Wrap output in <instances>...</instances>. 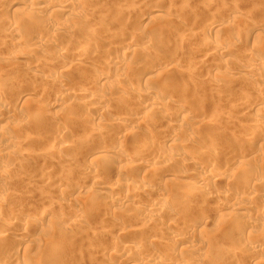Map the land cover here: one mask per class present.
Instances as JSON below:
<instances>
[{
  "label": "rangeland",
  "instance_id": "obj_1",
  "mask_svg": "<svg viewBox=\"0 0 264 264\" xmlns=\"http://www.w3.org/2000/svg\"><path fill=\"white\" fill-rule=\"evenodd\" d=\"M16 1H17L18 5H17L16 8H13L12 7V4L13 3H16ZM48 1L47 2H48V5H49V8H54L55 5H57V3H58L57 1H59V0H48ZM75 1H77V0H75ZM27 2H28V0H15V1L14 0H0V15L4 16L6 18H12L14 20L13 21L14 23L17 22L16 24L19 27V29L23 30L21 33H19V35L17 34L18 37L17 36H14L15 39H17V38L18 39H21L20 41L22 42L20 45L17 46V45L12 44V42H11V40L13 39V35H10L12 37V39H11V37L7 33H4V32H6V29L4 31L3 28H0V59H1L0 60V77L2 78V79L0 78V80H3V81H0V82H3V84H4V85L2 84V86H1V83H0V95L6 96L4 99L7 101V102L6 101H3V102L0 103V106H1L0 109L3 110V108H4L6 110H9L8 113L10 115V116L8 115L2 121H0V128L3 125H8L9 124L8 126L10 127V130H12V132L18 133V135H19V137L16 139L17 142L15 141L16 143H14V144L12 143V144H10L8 146L7 145H4V144H0V145H2V147H4V148L7 149V152L8 153H11L12 152V154H14V155H12L14 158L10 156L9 159L7 157L5 159H4V157H2L0 159L1 164L4 163V166L3 167L6 166V168H4L3 169L4 171L2 170V172L5 173L6 170H7L8 173H9V175L11 176L10 177L11 181L9 179L7 181V183L10 181L8 184L7 183H4V185L7 184L6 186H2L3 188L0 186L1 187L0 188V196L2 198L6 199L5 200L6 201L5 204H7L10 209H13L16 206L23 207L24 204H25V206L23 208L26 207V208H28L30 210L32 209V210L35 211V210H37L39 208V206H41V203L42 202H43L42 204L44 206H47V204H49L48 201H50V202H51V200L54 201L55 203L54 202H51L52 204H49L50 206L48 205V207L54 209V211H52L53 214L56 213L55 216L53 215L54 216L53 217L54 221L57 218L56 222H58L60 220L62 222V225L65 223V225H68V226L69 225L70 226L72 225L71 227H75L76 229H80V230H78L79 231V234L76 232V234L72 235L71 237H70V235L69 236H66V237H62L63 238V244L66 247L65 248V250H66L65 252H67V250L71 249L70 250L71 253H68L67 252V254H66L69 257H67L65 254L61 255V257L62 256L64 257V258L62 257L63 260L66 259V258H68V259L65 260L66 261L65 264H67V262H68V264H107V262H109L108 264H129V263H126L125 261H123L124 259H120L121 261L116 259V261H115V259L110 256L111 255L110 253L114 252V250H117V249L119 250L120 249L119 245H120V242H122V241L123 242H137L139 244L141 242V244H143L145 246V249H143V252H142V256H144L146 258V260L149 259L151 261L152 258H155V257H157V258L160 257L161 258L162 257V258H165L166 259V260H164V263L165 264L168 261H169L168 262L169 264H172V262L175 263V264L176 263L177 264H183V262H184L186 264V260H187L188 263H190L191 261H188V259L189 258H192L194 255L195 256L198 255L201 258V261H203L205 257L207 258V259L205 258V260L203 261V263L201 262L202 264H204V263L205 264H212V263H214V264H217V263L218 264H233V263H235V264H256V263L257 264H264V261H263L264 260V253H263L264 252V249H261L262 246L259 247V249H256V247H255V249H252L254 247H251V246H253V244H255V243H253L252 245H250V243L252 241L253 242L256 241L257 238L258 239L259 238L264 239V237H263L264 236V226H262L263 227L262 228V227L258 226L257 224H254L255 227H252L253 225L251 223L249 225V222L248 223L246 222L247 220L250 221V222L252 221V218H249V219H245V222L247 223V225L250 226V229H251L250 230V233L254 230L251 233V235H250V233L249 234H245V235L244 234H240L237 231L236 228L234 230V227L237 224L239 225L243 221V219L240 218L237 215H239L238 214L240 212L239 209H241V207H243L244 204L243 203H240V205L238 204V206H239V208H237L238 210L235 208L237 205H233V207L236 210H234L233 207H231V209H229V211L227 210V212L230 213V214H232V216L235 219L229 218V220H228V218H226V217H225L226 219L224 217L221 219L219 216L215 215V213H214V209H213L214 205L215 204L218 205L219 203H222L223 202V200L225 199L224 196L227 195V189L230 186L236 187L237 184H239L237 182L243 183L241 180L240 181H237L236 179H234V182L233 181L232 182H226V181H224L223 179L220 178L217 181H213V186L215 188H217V189H214V191L217 193L218 196H217V200H213L212 201V199H214V198L211 199V202L212 203H210V204H212V205H207V203H208L207 201H209V199L206 201V203H204V206H203V204L202 205L199 204V202L201 200L200 201L199 200L197 201V198L196 199L193 198L195 200H191L190 203L189 202L185 203V201L181 200L182 199L180 197L181 195L178 196V197H176V198H174V196L176 194L182 192V189H180V188H182V184H181V187H179L180 186V183H182V181H183V183H185V182L194 183V181H195V179L194 178H191V176H187L188 178L185 177V179H184V176L183 175L185 173L192 172V173H195L197 175L198 174L199 175H203V172L205 171L204 168H212L214 170H217L220 174L221 173H228V172H229L228 174H231L232 173L231 175H233V174L235 175L236 174L235 175V178H237L239 180V175L241 176V174L243 173V170H245L246 168L244 169L243 167H241V165L238 163L237 159L239 157L243 156V155L245 156L248 152H249V154L247 155L248 156L247 158H250L251 160H253V161L250 160L252 162V164L254 163L253 165H255V166H258L259 165L258 167H261V169L264 170V158H263V156H264V141H263V137L261 139L260 138H254L253 139V143L251 145L250 144H248V145L242 144V142H241V140H243L245 138V136H247V134H248L247 131L249 130L250 126L253 124L252 122H254V119H255V118H253L254 115L252 116L251 114H248L247 113V110H245V109L244 110H241V111L238 110L233 115L230 114L231 116L229 114H228L229 116L226 114V112H227L226 110H228L229 109V106H230L228 104H230V102L232 103L236 99V97L238 98V95L241 94L239 97L243 96L244 93H241V92H244V91H245V94L244 95H248L250 97V98H248L247 96H243V97H246L247 98V100H246L247 103L246 104H248L249 107H254V108L259 107V109H261V108L264 109V70H260V72L258 71L259 73L256 74L257 76L256 75H254V76L249 75L250 77H248V75H246L244 77V76H241L242 74L240 75L239 68H243L245 65H247L248 63L246 61H243V60H240L239 61L238 60V61H236L237 64L235 63L236 66H235V64L234 65H226V63L225 64L219 63L220 65L218 64L219 66H217L218 67L217 68L215 65H217V61H218L219 58L217 56H215V58H213V57L209 56L208 53L206 52V50L209 49V47H211L215 43V41L218 39V37L220 38L223 35L222 37H228V38L229 37L230 38L233 37V38H235V41L238 40V42L236 41V43L238 44L237 45L238 46L237 47V50L240 51V52L239 51L238 52L241 55H243V57L246 54H247V56L249 54H251L252 51H253V49H255V51H256V52L255 51H253V52H255L256 54L257 53H261V54H263L262 55V57H263L264 56V45H263L264 44V24H263L264 23V14H263L264 13V0H91V1L88 0L87 1V2H89L88 4H87V2L85 0V2H83V3H86V8H84L85 6L82 5V7L85 9L83 15L81 16L82 18L80 16L79 17L81 19L78 18V17H76V16H74L75 18H77L76 21L73 20L74 23H72L73 22L72 20H70L71 22L69 21V19H70L69 17H67L66 15L65 16L64 15H61L63 13L58 12V11H57L58 14H57V12L54 11L57 15L54 12L52 13V10L51 11H48L49 13L48 12H39L38 13L36 11H33L32 8L26 4ZM50 3H51V5H50ZM236 6H237V9L242 10V11H240V12H239V10L236 11L235 10L236 9ZM5 9H6V11H5ZM84 9H82V11ZM159 9L164 10L165 12H167L169 14V16L166 17L167 19L169 18L168 20H166L165 17H164L165 18L164 20L163 19L161 20L160 19L161 16L160 17H157V19L156 18L155 19L152 18L153 17L152 14H151L152 11L159 10ZM86 10L89 11V12H86ZM7 11H8V13H7ZM85 12H86V14H85ZM258 12L260 14H262L263 16L261 15V17H259L260 15H258L259 14ZM59 13H61V14H59ZM9 14H10L11 17L9 16ZM27 16H28V18H27ZM74 17L73 18L71 17V18L72 19H75ZM208 17H210V18H208ZM214 18L216 20H214ZM209 19L210 20H214V22H218V26L213 31H211L212 34L211 33L208 34V38H206V40H203V38H201V37L203 36L202 33L205 32L204 31L205 30L204 25L209 21ZM100 22H101V24H100ZM118 22H122L123 24L117 25ZM259 22H261L260 25H263L262 26L263 30H258V32H257L258 34L256 36L250 38V40L248 42L245 39L243 40V38L241 37L242 36L241 35V31L244 32V35H247V33H248L247 31H249V30H250V32L252 31L251 30V26L253 28V26L255 24L259 23ZM67 23H68V25H66ZM71 23H72V25H71ZM60 25L61 26L63 25L62 27L65 30L62 27H61L62 29L59 28ZM226 25H227V27H229V25H232L233 27L232 26L231 27L234 28V30L232 29L231 30L232 32H231V31L225 29V26ZM20 26H21V28H20ZM102 26L104 28H102ZM220 26H222V27L224 26V29L219 28ZM53 27H55V28H53ZM86 27H89V28L86 29ZM91 27L94 29L93 31H92V28ZM56 28H59V30L56 31L55 30ZM83 28L86 29L85 31H87V32H89V31L92 32V34H93L92 35L93 41L96 40L95 43L99 47H101L102 49H104V52L111 53V52H108V51H113L115 49V51H113V52L114 53L116 52V58L117 57L119 58L120 55H121L120 58H122L123 51L125 50V48L127 49V47H128V45H125V42H126V44H130V42H132L134 40L136 42V44H135L136 46H133L130 49L131 50L134 49V48L135 49H139V50L142 49V51H144V52H149L150 53V56L152 57V60H151L152 63H151V61H150V63L144 62L143 59H141V60H139L138 64L140 65V63H141V64L145 65L146 67L143 66V67H141V69L139 68V70H136L140 66L137 67L136 64H132V65L128 66L125 69V71L123 70L124 73H122L123 71H119L118 70L119 71L118 72V71H116L117 69H115L114 67H112V65L110 64L111 63L110 61H112L113 59L111 60V58H110L109 60L107 59L106 61H102V62L99 61L101 63V64L99 63L100 65H104L105 62H106L107 64H105V65L110 69V71H109L108 68H106V66H105V68L102 67L101 69L94 67V69H96V70H94L93 67L91 68V65H89L90 66V69H92V70H90L89 67L87 66V68H86V72L87 73H84L85 72V69L84 68L81 67L82 68V69H80L81 71L77 68L79 65L77 67L75 65L72 66L75 69L77 68L78 71H76L75 69L71 68V66L69 65V63H67V62H70V64H72L73 61L71 60V58H68V59L66 58V60H67L66 61V64H65L66 66L65 65L61 66L62 65L61 64L60 65V68H59V66L55 65V64H58V63H54L52 61L54 63L53 64L52 62L47 61L49 58H51L49 56L51 55V52L55 51V48H58V47H63L64 48V46L65 47H67V46L68 47H70V46L71 47H74V45L78 44L79 41L84 36V34L81 33L84 30ZM95 28L98 31H96ZM149 28L151 29V32L149 31ZM78 29H80V31L82 29V31L80 32ZM235 29H236V31H235ZM113 30L118 31L119 33L123 34L126 37V38L125 37L122 38V41H120V44L114 43L115 41L110 36H108L109 34L107 32L108 31H113ZM95 31H96V34H95ZM145 31L148 32V33L146 34ZM188 32L191 33V34H193V38L191 39V42L190 41L189 42H186V43L185 42H181L182 44L179 43L180 42L179 38L181 37L182 33H188ZM195 32H196V34H195ZM220 32H222V33H220ZM238 33L240 34V37H239V34ZM126 34H128V35H126ZM96 35H97L98 41L96 39ZM236 35H238V36H236ZM198 36L199 37L201 36V37L199 38ZM5 37H8V39L5 38ZM44 38H46V39H44ZM142 40L143 41H149L150 40L153 43L155 42L154 40H156L157 43L155 42L156 44H153L154 46L151 45L150 48L146 47V49L144 48V50H143V48L141 47V44H140L142 42ZM240 40H242V41H240ZM40 42H43V44L46 43L45 45L48 46L47 47L48 49H46V51H45V49L43 51L42 49L40 50V49L36 48V46L38 47L39 44L41 45ZM121 42H122V45H121ZM165 42L166 43H169V44L171 42V44H170L171 46L170 45L168 47H165L164 46L165 47V49H164V47L162 46V44H165ZM177 42H178L179 45L177 44ZM254 42H257L256 44H258L260 42L258 44L259 46L257 47L258 49L260 48L259 49L260 52H258V50H256L257 48H253L256 45ZM45 45H43V46H45ZM116 45L118 47H116ZM33 46H35V47L33 48ZM121 46H122V48H124V50L121 48ZM168 48H170V51H169ZM51 49H52V51H51ZM118 50H120V51H118ZM117 51H118V53H117ZM174 51H176V52H174ZM241 55H240V58L242 59L243 57ZM20 57L22 59H20ZM43 58L46 59V61ZM135 60L138 61V58L137 57H134L131 61L132 62H135ZM50 61H51V59H50ZM108 63L111 65V67L108 66L109 65ZM238 63H239V65H238ZM41 64H43V65L41 66ZM67 64H68V67H67ZM99 64L97 63V65H99ZM148 64H149V67H151V69H152V67H154L153 64L155 66L156 65L158 66V64H159L160 66H162L161 68H163L164 70L166 68L168 71H170L169 72L170 75L167 77V79L170 78L169 79L170 81L169 80H166L167 82H165L164 80H160L161 83H159L160 81H158L156 79L155 81H158L157 82L158 85H157V83L155 84V81H154V82H152L153 84L150 82V86H148V87H149L150 90L163 92L164 94L167 93L168 95L171 94L170 95L171 98H173V99L176 98V99L173 100V102H172L173 104L166 106L167 108H169V112L170 111L171 112L174 111L175 113H173V112L171 113L170 112L171 113L170 114L168 112V114H164V115L163 114H160V113L159 114H155V115H151V114H149V111L145 107V104L148 103L147 99H144V98H142L141 96L138 95V94L143 93V90H146L147 88L143 89V87H140L135 82H136V80L138 78L139 79L146 80L149 77V76L147 77V75H145L144 72H142V71L140 72V70H144V69L150 70V68L148 67ZM64 66H65V68L63 69ZM134 66H136L135 67L136 69H134ZM233 66H235V67H233ZM54 67H56V68H54ZM57 67L59 68V70H58ZM66 67L68 69L70 67V69L69 70H66ZM179 67H180V70L178 69ZM60 69H63L62 70V73L63 74L60 72ZM71 69H72V71H71ZM179 71H181V72L183 71V72L181 73ZM29 72L30 73L31 72L32 73H35V72L37 73V77L34 78L35 81L32 80V82H33L34 85L31 82H30L31 84L29 82L27 84H25L26 82L23 81L24 84L22 85V83H21V87L22 86L23 87L22 88L19 87V89H20L19 91H18V89L16 91H14V92L13 91H9L10 89H9L8 83H12V82L18 80L19 78H22V79L25 78L26 79V77L29 76V74H30ZM53 72H54V74H53ZM77 72H79V73H77ZM92 72H93V74H92ZM104 72H105V74H107V72L108 73H112L113 72L112 74H114V75H117L118 74V75H120L119 77L123 76L121 78H123L125 80H123L122 84L120 83L121 85L116 84V83H115V85L113 83H109L110 86H109V84H106V87H104L105 84L103 85L104 82L101 83V81H100L101 78H100V75H99L101 73L104 74ZM64 73H65V75H64ZM26 74H28V75L25 76ZM48 74H50L49 76H54L55 75L54 77H58V78H60L62 80L64 79L63 80L65 82V83L63 82L64 85H61V84H59L57 82L50 81L49 78H48L49 76H47ZM85 74H87V75H85ZM57 75H59L60 77L57 76ZM2 76H4V77H2ZM46 77L48 78L49 81L47 80ZM80 77H82L83 79L80 78ZM94 77H96V78H94ZM97 77H99V78H97ZM193 77H194V79H193ZM228 77L231 79V81H230V79H227ZM16 78H18V79H16ZM86 78H88L87 81H86ZM217 78H219V79H217ZM221 78H223V79H221ZM237 78H238V80H237ZM4 80H6V83L4 82ZM90 80H92V81H90ZM36 81H37V83H36ZM163 81H164V83H163ZM92 82L94 83V85L93 84L92 85L94 86L95 89L93 87H91L93 89L92 90L90 89V90L93 91V93L96 96H98V95L99 96H102V98H104V104H102L103 106H101V105L96 106L97 104L93 102L95 104L94 106H96L95 109H94V106L93 107L90 106L88 108H84L85 109L84 110L80 106L81 99L79 97H77V95H75V94H77V91L76 90H78V92H80L83 89L85 90V89L88 88V85L90 87V83H92ZM185 82H186V84H185ZM218 82L221 83L222 85L221 84L219 85ZM6 84L8 86H6ZM111 84H112V86H111ZM160 84H163V86H161ZM193 84L196 85V87ZM216 84H218V85H216ZM118 85H119V87H117ZM70 87H71V90H70ZM189 87H190V89H189ZM44 88H45V90H43ZM27 89H28V93L30 92V95L28 97H25V99L24 98L20 99V96L22 95V93H24L25 91H27ZM33 89H35V90H33ZM40 89H42V90H40ZM47 90L50 91L48 94H47V92H48ZM51 90H52V92H51ZM113 90H114V92H115V90H118L119 93L122 92V94H125V95H123L124 97L122 96L123 98L120 100L121 101L120 103H119V101L117 103H116V101H112L113 100V97H112L113 94H111V92L114 93ZM150 90H148V91H150ZM160 90H162V91H160ZM178 90H180L182 92L179 93ZM32 91H34L35 93L34 92L32 93ZM118 91H116V92H118ZM126 91H127L128 94L126 93ZM55 92H57V93H55ZM69 92H71V94H69ZM247 92L249 94H246ZM53 93H55V94H53ZM61 93H62V98H61V101L60 102H67V104L68 103H71V105H73V104L75 105L76 102H77V104H76L77 109L75 107V110H70L71 109L70 108V109H66V111H65V107L63 105H59V104L58 105H55L54 104V102H55V99H54L55 98V95H58V94L61 95ZM108 93H110L111 95H109ZM181 93L183 94V97L182 98H180V96L182 95ZM107 94H108V96H111L112 98L109 97L110 98L109 99L108 96H107ZM193 94H195V95H193ZM127 96L129 97V99L126 100V98H128ZM135 97L137 98V101H136V98ZM16 99H17V101H16ZM193 100H195V101H193ZM258 100H260V101H258ZM78 101H79V103H78ZM14 102H16V103H14ZM113 102H115L116 106H115V104ZM9 103L11 105H9ZM12 103H13V105H12ZM36 103H38V104H36ZM93 103L91 105H93ZM124 103H127V104H124ZM131 103H133V104H131ZM190 103H191V105H189V106H191V107L188 106V104H190ZM78 104H79V106H80L79 108L81 110H78L79 109L78 108ZM193 105H194V107H193ZM251 105H254V106H251ZM107 106H108L109 109L107 108ZM172 107H173L174 110L172 109ZM177 107H179V109H181V108L184 107L187 110H189V112L187 111V114H190L189 117L192 115L190 117V119L191 118L194 119L193 121H195V122H190L189 120L188 121H184V122L183 121L176 122V120L178 121V119H176L173 115L177 113L175 110H179ZM198 107L200 108V110L198 109ZM37 108H38V110H37ZM40 108H43V109H40ZM97 108H99V111H98ZM102 108L104 109V112H103ZM175 108H177V109H175ZM27 109H29L31 112L28 111ZM72 109H74V108H72ZM145 109L148 112H146ZM259 109L257 108V110H259ZM40 110L41 111H44V112H41ZM45 110H47V111L45 112ZM77 111H78V113H77ZM94 111H96V113L98 112V114L102 113V116H101V114L99 115V117H100L99 119H101V120H99L100 122L98 121L99 123L97 122V120L96 121L93 120V118L95 119V112ZM117 111H119V112H117ZM134 111H136V112H134ZM17 112H19V113H17ZM30 113H31V115H30ZM65 113H66V115H65ZM74 113H76L78 117L77 116L74 117V115H73ZM119 113H120V115H119ZM122 113H123V117L125 115L126 116L128 115V117L131 115L130 118H128V121L126 123L125 122H122L124 124V126H123L122 123H121V126H120L119 121H121V120L118 119L119 116H122ZM130 113L134 114V116H132V114H130ZM261 113H264V110ZM81 114H83V115H81ZM80 115L84 117V120H86L85 116L87 117V120L91 119V123L90 122L89 123H86L85 121L83 122V119H82L83 117L81 118ZM165 115H167V116H165ZM20 116L21 117H25V119L27 117L26 122H28V121L29 122L27 124H25L26 122H24V121H21L20 122V120L18 119V118H20ZM45 116H47V118H49L48 116L52 117V120L53 121H51L52 124L50 123V126L48 125L49 123L46 122V121H48V119ZM73 117L75 119H77V118L78 119L75 120ZM88 117H89V119H88ZM40 118H42V119H40ZM112 118H114V119H112ZM117 119L119 120V121H117L119 124H116L117 123L116 121H115V123L113 122L114 120H117ZM33 120L35 121V123H34ZM166 121H167V124H171L172 123L173 126L174 125L176 127L178 126V129L181 130L180 131V134L177 136L178 138H176V140H177L176 142H178V143L181 142L182 144H184L186 142L187 144L185 143L186 145H184V146L187 147V149H189V151H192L193 150L192 152H196L198 154L201 153V152H204V150L205 151L206 150H209L210 149L209 147H211L215 151V153H213V155H212L213 157L212 156H209V158L208 157L207 158H204V159H207V160H200L199 159L200 160V161H198L199 164L197 163V165H195L194 167H192V166H185L182 163L180 164V162L177 161V160H176L177 163L175 161V162H173L175 164H172V166H168L169 169L166 168L162 164L160 166V163L159 164L152 165L153 166V169L150 168L152 166H150L148 168L146 167L147 169L144 168V169H141V170H139L140 168L138 169V167H133L129 171L126 170L127 173H123L124 171L122 170L121 173H123V176L122 175L118 176V173H119V171L121 169L124 168V166H125V163L124 162H122V163H115L114 164L113 162H111V160H109V158H106V159H102L101 158V160H98V161L96 160L97 161L96 164H97V168L98 169H96L97 172H96L95 176L104 185V189L99 188L98 187L99 185L96 186V185L91 184V181L88 179V177H86V176L84 177L82 175V171L84 170V167H85L86 163L89 162L92 158H96L95 156H93V154L96 152V150H100V149L107 150L106 148H108V150H109L111 148L112 144H114L113 143V140L115 138H118L119 137V142L122 145H124V143H125V146H123V147H124L125 150L127 148V152L128 151L130 152L131 150H133L134 147H135V145L137 146V144L139 143L138 142L139 137H142V136L143 137H146L147 136L146 141H147L148 145L149 144L150 145L153 144V142L160 141V138L161 137L165 139V136H166V140H167V137H168V140L169 139H173L174 138V136H173V132L174 131H172L171 128H167V133H166V131H165L166 129L163 128V126H162ZM55 122H56V124H55ZM96 122L98 123V125L101 122L104 123V124H100L98 126ZM111 122H113L114 125ZM173 122L174 123L176 122L178 124H176V123L174 124ZM196 122H198L200 125L197 124ZM201 122L204 125L203 124L201 125ZM193 123H194V125H192ZM109 124H111V125H109ZM37 125H39L40 128ZM103 125H105V126H103ZM116 125H117V127H116ZM138 125H140V126H138ZM42 126L44 128H41ZM51 126H52L53 129L51 128ZM59 126H61L63 128V131H65V132H60L61 135L59 134V131L62 130V129H59V128H61ZM108 126L109 127L111 126V127L109 128ZM198 126H200V128ZM20 127H22V128H20ZM37 127H38V130H36ZM105 127L108 129V132H106L107 136L106 137H102V138L98 137L96 130L98 128H105ZM184 127H186V128H184ZM263 127H264V124L261 127L262 134L264 133V128ZM56 128H57V130L59 129V131H57L58 133L55 132L56 131L55 130ZM93 128L95 130H93ZM169 129H171V130H169ZM135 130H137V131H135ZM185 130L187 131V133H185L186 132ZM215 131H219V132L223 133L221 136H219L221 138H218L217 137L218 139L216 138V140H214L213 138L212 139L211 138H208V137H211V135H212L211 133H213ZM191 133L193 134V138H197L198 139V137H199L197 143H193L192 144L191 142H189V144H188L187 138L190 137V134ZM237 133H238V137H237ZM32 134H34V135H32ZM164 134H165V136H164ZM186 134H188V135H186ZM192 134H191V137H192ZM233 135H236L235 137H237V139ZM28 136H29V138H28ZM62 136H64V138H62ZM169 136H170V138H169ZM186 136H187V138H186ZM30 137L31 138H35V139L32 140ZM47 137H48V139H46ZM127 137H129V138H127ZM223 137H225V138H223ZM26 138H28V139L26 140ZM110 138H112V139L110 140ZM238 138H240V139H238ZM101 139H103V140H101ZM130 139H131V141H130ZM164 139H162V140H164ZM204 140H206L208 143L206 141H204ZM32 141H36V142H32ZM53 141H54V144L55 143H59L60 144L61 142H65V143L70 144L69 145L70 146V151H72V152L69 151L70 152V154H69L68 151L66 152L65 150H63V152L61 151V153L63 155H61V154L58 155L57 154V156H60V157H57V158L60 159V160L62 159L61 161L60 160L59 161L56 160L57 158L55 157L56 158L55 159L54 156L52 157L51 156L52 154L51 155L49 154L50 156L47 155V151L50 152V149L52 148L51 145L53 144ZM236 142H238V143H236ZM190 143H191V145H190ZM77 144H79V145H77ZM131 144H132V146H131ZM30 145L32 147L33 146L34 147L31 149L30 148L31 147ZM73 145H75V146H73ZM224 145H225V147H224ZM71 146H73V147H71ZM76 146H78V147H76ZM220 146H221V149H219ZM38 147L40 148L41 151L39 150ZM166 148H167L166 146H162V149H163L162 152H163V154H164V152L166 154L168 153V151H166V150H168V148L167 149ZM17 149H19V150H17ZM72 149H74V150H72ZM9 150H12V151L9 152ZM38 150H39V152H38ZM222 150H223V152H222ZM15 151L16 152L19 151V152H22V153L20 154L19 152H17V154H16ZM112 151L113 150H111V152ZM114 151H116V150H114ZM114 151L112 153L110 152L108 156H112L113 153H114ZM243 151H244V153H243ZM73 152H74V154H73ZM148 153L151 154L152 152L150 151ZM258 154H260V155H258ZM29 155H31L33 158L31 156H29ZM151 155H149L150 158H153ZM250 155H253L254 157L253 156H250ZM48 156L51 157V159L53 160L51 162L53 164V166H52L51 163H50V166L49 167L47 166V165H49V162H50V160H49L50 158L48 159ZM10 158L11 159L13 158L12 161H11ZM6 159L8 160V162H7ZM15 159H16V164H14L15 163V161H14ZM47 159L49 161L48 164L46 162ZM65 159H69L70 161H71V159H73L74 160V163H73V161H71L73 165L70 163L73 167L70 164H67L66 162H68L69 160L66 161ZM209 160H211V161H209ZM234 160L237 161V162H235ZM2 161H3V163H2ZM63 161H66V162L64 163ZM62 162H63L64 165L61 164ZM207 162H208V165L206 164ZM60 164H61V166H60ZM23 165H24V167H23ZM55 165H56V167H55ZM62 165H63V167L64 166L65 167L63 168ZM113 165H114V167H113ZM101 166L103 167L102 170H101V168H102ZM61 167H62V169H61ZM48 168H50V169H48ZM155 168L157 170H155ZM240 168L243 169V170H241ZM44 169H46V170H44ZM159 170H161V171H159ZM167 170L169 171V173L167 172ZM24 171H25L26 174L24 173ZM2 172H0V178H1L2 174H4ZM10 172H13V173L11 174ZM145 173H153L154 175H156V177H157L158 174L159 175H166L167 173L168 174H171L172 173L171 176H169V177L166 176L165 177V181H164V177H163V179H162L163 181L160 184H158L159 185L158 187L160 188V191H159L160 193L159 194H156V196H155V198L157 199V198L160 197V195H162L163 193H164L163 195H165V193H166V195L165 196L162 195L163 197L161 196L160 199L162 198L161 199L162 201H165L168 204H170L171 207H172V209L174 208L172 210L173 212L171 211V213L166 214V217H165V214L164 215H161V217H163V218L159 222L160 225L158 223L157 224L156 223L154 224V222H148L144 226V224L142 223V220L144 218L142 217L141 218L142 220H140L139 219L140 217H138L135 214V208H137L140 205H142L141 202H139V200H138L139 203L138 202L136 203L133 199L131 200V198L129 199L130 201L127 200L128 205L127 204L126 205L128 206V209L126 208L127 206L125 208L128 211L130 209H132L130 211V213H129L131 215L127 214L128 211L126 209H125L126 211L124 212V208L122 210L123 212L120 210V212H122L123 214L122 213L120 214V212L117 214L118 216L120 215L119 218L121 216L124 217L126 215L125 216L126 218L124 217L126 219L125 220L126 223L123 224V221H119L120 224H123L122 226L119 224V222L116 223L117 221H116L115 218H116L117 215L115 216L113 214H109V213H107L105 211L103 212V210H100V208H102V206L105 205V201H104V204H102V202H100V201L101 200L103 201V199L101 197H99V196H95V194L100 193L101 191L112 190L113 189V186H114V184H115L116 181H120L121 184L124 183V185H125V183L128 184V182H129V184H131V183L132 184L138 183V181L140 182L142 180V179L139 180V178L140 177L143 178V176L145 175ZM262 173H263V171H262ZM244 175H245V173H244ZM250 175H253V174H250ZM262 175L264 176V174H262ZM47 176H48V178H50V182L54 183V185L59 186V187H60V185L61 186L64 185L63 188L64 189L67 188V191L69 192V190H70L71 193L69 192V194H67L68 196H65L64 195L65 196L64 197L63 195H59V193L55 189L48 188L49 190H47L46 189L47 187L44 184L40 183L41 181L38 182V180H37L38 177H39L38 179H40V178L43 179V177L45 179ZM263 176H262V179H261L263 181V182H261L262 185H264L263 184L264 183ZM249 177L251 178L252 176H249ZM31 180H32V182H31ZM247 182H245V184H239L240 185L238 187L239 189L238 188L236 189L237 191H236L235 194L237 196V194L239 193L238 196L239 195H245V196H251V197H254V198L257 199V198H259V196H257V195H260V193H261V195H260L261 197L258 199V201H259L258 202V205L256 203L257 208H256V206H253V205L250 208L251 209L250 211L253 210L252 212H255L256 214L258 213V214L261 215L262 214L261 212L264 210V207L262 206V204H263L262 201L264 202V197H263L264 195L262 196V190H263L264 186H263V188H260V190L258 191V190H254L253 183L251 184L250 181H247ZM30 183H31L32 186L29 187L28 185H30ZM77 183H78V185L81 183V185H79L77 187L76 186ZM162 184H165L166 186L165 185H162ZM247 184L249 186H245ZM65 185H67V186L65 187ZM251 186H252V188H251ZM24 188H27V190L24 189ZM165 188H168V189L170 188L171 191L168 190V189H165ZM174 189L176 191H174ZM53 190H55V191H53ZM248 190H250V191L248 192ZM90 191H92L93 193L90 192ZM96 191H98V192H96ZM126 191L127 190H125V188H124V193L122 191V193H123L122 195L123 196L124 195H127V194L129 195V189H128V193L127 194H125ZM172 192L173 193L176 192V194L173 195ZM5 193H7V194H5ZM167 193H170V195L167 194ZM256 193H258V194L256 195ZM2 194H5L4 197H3ZM93 194H94V197H93ZM97 195H99V194H97ZM154 195L147 194L146 196L145 195H141V196L143 198L142 200L145 201L146 198H150V197L151 198L152 197L154 198ZM255 195H256V197H255ZM76 196H77V198L75 200L76 202L78 201L77 199H79L80 197L83 200V201L82 200H79L78 201V202H80L82 204L81 205L82 207L79 206L80 209L77 208L78 206H76L75 204H72V203H74L73 202L74 201L73 198H75ZM90 196H92L94 199H96V198L99 199L100 198L99 199L100 201L96 199L97 200L96 201V203H97L96 205L97 206H95L96 211L99 209L97 212L94 211L93 213H89V211H90V209L92 207V204L93 205L95 204V203H93V202H95V200L92 197H90ZM196 197H198V196H196ZM199 197L201 198L202 196L200 195ZM199 197H198V199H200ZM233 197L235 198V195H232L231 198H233ZM71 198H72V200H71ZM46 199H47V203L45 202L46 203V205H45L44 201H46ZM160 199H158L157 201H159ZM176 199H180L181 200L180 202H182V204H183L182 206H185L184 204H186V207L187 206L189 207L191 205L189 208L184 207V209H189L190 211L189 210L188 211L189 212L192 211V212L191 213L187 212L189 214L182 213L180 207L177 206L179 203L175 204V200ZM196 201L198 202L197 205H196V203H197ZM98 202H100V205H99ZM200 203H202V202H200ZM55 204H59L60 206L59 205H56L55 206ZM51 205H52V207H51ZM200 205L202 207H198ZM206 205H207V209H204V208H206ZM142 206H144V205H142ZM211 206H212V209H210ZM258 206H262L261 207L262 211L260 210V207L258 208ZM64 207H65V209H64ZM191 207H193V209H190ZM175 208H176V210H175ZM177 208L179 210H177ZM75 210L78 211V213H80L79 211H82L80 214H82V213L84 214L85 213L84 216H87V215L90 214L89 215L90 217L87 216L88 219L86 218L84 220V222H78L76 220V217L74 216L75 215V213H74ZM231 210H234V212L231 211ZM256 210H259L261 212L259 213V211H256ZM178 212H179V214H178ZM2 213H4V212H2ZM59 214L61 215L62 220L59 219L60 218V215ZM62 214H63V216H62ZM233 214L234 215L237 214L236 217L237 218L239 217V220ZM2 215L4 216V214H2ZM58 215H59V217H58ZM127 215H129L130 217L129 216L127 217ZM1 216H0V219L2 218ZM113 216H115V217H113ZM180 216L181 217L183 216V218H181ZM161 217H160V219H161ZM172 218H174V220L175 219L178 220V218H179L178 221H181V222H184V223L186 222L185 223L186 224V229L188 228L187 230H185V228H181V230L182 231L185 230L183 232H185V234L187 232V234L189 236L188 235H185L180 230L179 235L182 238L180 236L179 237L182 240L178 239V241H179L178 242L179 247L177 248L178 255H177V250L173 251L172 252L173 254L171 252L168 253V251L166 250V245H168L172 241V239H174L173 234L175 232L174 230H176L175 227H174V225H175L174 223L175 222H174V220ZM131 219H132V221H131ZM138 219H139V222H137ZM168 219H170V220L168 221ZM200 219L203 220L204 224H202V227H199L198 228V226H199L198 225V222L200 221ZM135 220H137V221H135ZM227 220H228V222H227ZM231 220L232 221L237 220V221H235V223H234ZM140 221H141V223H140ZM229 221H231V222H229ZM238 221H240V222H238ZM2 223H3V221H2ZM114 223H116V224H114ZM128 223L131 224V226H129ZM234 224H235V226H233ZM73 225H75V226H73ZM116 225H118V226H116ZM142 225L144 227H142ZM157 226H160V227H157ZM171 226H172V228H171ZM45 227H47V222H46V224L44 226V230L40 229V230L32 231V233L34 234L33 237H40L41 236V237H43L42 239H47V240L50 241V239H48V237L50 235H48V236L46 235V234H48V232L46 231L48 228H45ZM152 227H153V229H152ZM128 228L129 229L131 228L132 233H131V231H128L127 230ZM100 229L102 231H104V233H102L100 231ZM165 229H167V230H165ZM41 230H42V232H41ZM153 230H156V231H153ZM230 230H232V232ZM133 231L136 234L133 233ZM221 231H223L224 233L221 232ZM91 232H93V233H91ZM164 232H166V233H164ZM214 232H215V235H213ZM217 232H219V233L221 232L222 233V234L220 233L221 236H220L219 233H218L219 235H217ZM255 232L258 233V234L257 233L255 234L256 236L254 235ZM147 233L148 234L150 233V234L148 235ZM183 236H185V237L183 238ZM214 236H216V237L214 238ZM158 237H159V239H158ZM218 237H220L221 240ZM241 237H244V238H241ZM119 239H120V241H119ZM207 239H208L209 242L208 241H205ZM246 239H247V241H246ZM145 240H146V242H145ZM216 240H217V242H216ZM187 242H188V244H187ZM195 242L197 243L196 245H197V247L199 249L197 250L196 253H194V252H193L194 254L191 253L193 256L192 255H188V257H186L188 253L186 254V250H184L183 252H181V250L183 249L182 247L185 246V245H190V244L193 245V244H195ZM210 242H213V243H210ZM151 243H153V244L151 245ZM247 243L249 244V246H248ZM180 245H181V247H180ZM234 245H236L235 248L238 249V254H235L234 255L235 260H234L233 256H232L233 259L230 258V256H229V257H226V260H224L225 262L224 261L220 262L219 259H218L219 257L217 258V256H220V255L218 253H216V252H218L220 250V248H222V247L223 248H229L231 246L230 248H233ZM99 247H100V249H99ZM215 247H220V248L216 249ZM212 249L214 250V252H213ZM104 250H105V252H104ZM174 253H175V255H174ZM209 253H210V255H209ZM28 255H29V257H33L34 259L39 256V252H38L37 245H35L34 248L31 251H28ZM73 255H74V257H71ZM203 255L205 257H203ZM167 256H168V258H167ZM173 256H174V258H173ZM179 256H181V257H179ZM198 256H196V257H198ZM129 257H132V255H130ZM46 258H44V259L42 258L44 262L47 261ZM69 258L70 259L72 258L71 259L72 261ZM157 258H155V259H157ZM179 258H180V261L181 262L178 261ZM52 259L54 260L55 258H52ZM171 259H172V262H171ZM230 259H232V260H230ZM53 260H50V261H53ZM54 261H56V259Z\"/></svg>",
  "mask_w": 264,
  "mask_h": 264
},
{
  "label": "bare ground",
  "instance_id": "obj_2",
  "mask_svg": "<svg viewBox=\"0 0 264 264\" xmlns=\"http://www.w3.org/2000/svg\"><path fill=\"white\" fill-rule=\"evenodd\" d=\"M15 1V0H14ZM48 0H28V2L26 3L28 6H30L31 8H32V10L33 11H36V12H48V11H51L52 10V13L55 11V12H61V13H63V14H61V13H59V14H61V15H66L67 17H69L68 19H69V21L70 20H75L76 21V19L77 18H75L74 16H76V17H78V18H80L82 15H83V13H84V11H85V9L84 8H86V3H83V2H85V0H77V1H75V0H59V1H57L58 3H57V5H55V7L54 8H49V5H48V2H47ZM88 0H86V2H87ZM91 1V0H90ZM22 3V2H21ZM83 3V4H82ZM89 2H87V4H88ZM17 5H18V3H17V1H16V3H13L12 4V7L13 8H16L17 7ZM50 5H51V3H50ZM82 5H84L85 7L83 8L82 7ZM6 7V6H5ZM11 8V7H10ZM232 8V7H231ZM239 8V7H238ZM4 9V8H3ZM2 9V10H3ZM7 9V8H6ZM6 9H5V11H6ZM82 9H84L83 11H82ZM1 10V11H2ZM232 10V9H231ZM234 10V9H233ZM236 11L237 10H239V9H237V6H236V9H235ZM4 11V12H5ZM10 11V10H9ZM230 11V10H229ZM235 11V12H236ZM240 11H242V10H239V12ZM54 12V13H55ZM58 12H57V14H58ZM86 12H89V11H87L86 10ZM86 12H85V14H86ZM93 12V11H92ZM7 13H8V11H7ZM49 13V12H48ZM51 13V12H50ZM230 13V12H229ZM259 13V12H258ZM56 14V13H55ZM56 14V15H57ZM84 14V15H85ZM152 18H156L157 19V17H160V19L162 20H164L167 16H169V14L167 13V12H165L164 10H161V9H159V10H154V11H152ZM208 14V13H207ZM233 14V13H232ZM237 14V13H236ZM242 14V13H241ZM264 14V13H263ZM5 15V14H4ZM258 15H260L259 17H261V15L262 14H258ZM6 16V15H5ZM9 16H10V14H9ZM80 16V17H79ZM263 16V15H262ZM11 17V16H10ZM31 17V16H30ZM74 17L75 19H72V18ZM165 17V18H164ZM27 18H28V16H27ZM82 18V17H81ZM80 18V19H81ZM208 18H210V17H208ZM15 19V18H14ZM66 19V18H65ZM169 19V18H168ZM167 18H166V20H168ZM171 19V18H170ZM122 20V19H121ZM214 20H216L215 18H214ZM214 20H210L209 19V21L204 25V27H205V32H201L202 33V37L201 38H203V40H206V38H208V34L209 33H211V31H213L217 26H218V22H214ZM14 20L12 19V18H6V17H4V16H2V15H0V28H3V30L5 31V29H6V32H4V33H7L9 36L10 35H13V39H12V37H11V39L13 40H11V42H12V44H14V45H20L22 42L20 41L21 39H15L14 38V36H17L18 37V35H19V33H21L23 30H21V29H19V27L17 26V22L16 23H14L13 22ZM106 21V20H105ZM126 21V20H125ZM26 22V21H25ZM71 22V21H70ZM69 22V23H70ZM79 22V21H78ZM169 22V21H168ZM171 22V21H170ZM24 23V22H23ZM72 23H74V21L72 22ZM72 23H71V25H72ZM104 23V22H103ZM174 23V22H173ZM260 23L261 22H259V23H257V24H255L254 26H253V28H252V26H251V32H250V30L249 31H247L248 33H247V35H244V32H242L241 31V37L243 38V40L245 39L247 42L250 40V38H252V37H254V36H256L258 33V30H263V28H262V26L263 25H260ZM263 23V22H262ZM19 24V23H18ZM25 24V23H24ZM76 24V23H75ZM100 24H101V22H100ZM121 25V24H123L122 22H118V24L117 25ZM259 24V25H258ZM264 24V23H263ZM66 25H68V23L66 24ZM79 25V24H78ZM81 25V24H80ZM99 25V24H98ZM63 26V25H62ZM61 25L59 26V28H61L62 27ZM76 26V25H75ZM232 25H229V27H227V25L225 26V29H227V30H229V31H231L232 29L234 30V28H232L231 27ZM57 27V26H56ZM65 27V26H64ZM73 27V26H72ZM77 27V26H76ZM98 27V26H97ZM120 27V26H119ZM148 27V26H147ZM20 28H21V26H20ZM25 28V27H24ZM53 28H55V27H53ZM59 28H56L55 30L56 31H58L59 30ZM63 28V27H62ZM61 28V29H62ZM66 28V27H65ZM89 27H86V29H88ZM92 28V27H91ZM102 28H104L103 26H102ZM145 28V27H144ZM219 28H222V29H224V26L222 27V26H220ZM64 29V28H63ZM84 29V28H83ZM86 29H84L83 31H82V29H81V31H80V29H78L81 33H83L84 34V36H83V38L79 41V43L78 44H76V45H74V47H65L64 46V48L63 47H58V48H55V51H53V52H51V55L49 56V57H51V58H49L47 61H49V62H54V63H58V64H55V65H57V66H59V68H60V65L61 66H63V65H65L66 64V58L68 59V58H71V60L73 61H71L72 62V64H70V62H67V63H69V65L71 66V68H73L72 66H78L77 68L80 70V69H82V68H84L85 69V72L84 73H87L86 72V68H87V66L89 67V69H90V66L89 65H91V68L93 67V69H94V67H96V68H99V69H101L102 67H104L105 68V64H107L106 62H105V64L104 65H100L101 63L100 62H102V61H106L107 59L109 60L110 58H111V60L112 61H110L111 63V65H112V67H114L115 69H117L116 71H125V69L128 67V66H130V65H132V64H136V66L138 67V66H140V67H138L137 69L135 68L136 66H134V69H136V70H139V68L141 69V67H143V66H145V65H143V64H141L140 63V65L138 64V62H139V60H141V59H143V61L144 62H147V63H150V61L152 60V57L150 56V53L149 52H144V51H142V49H130L131 47H133V46H136L135 44H136V42L133 40L132 42H130V44H126V42H125V45H128V47H127V49L125 48V50H124V48H122V46H121V48L124 50L123 51V55H122V58H120L121 57V55H120V57L118 58H116V52L114 53L113 51H115V49L113 50V51H108V52H111V53H106V52H104V49H102L101 47H99L96 43H95V41L96 40H94L93 41V39H92V32H90L89 30V32H87V31H85ZM96 29V28H95ZM100 29V28H99ZM147 29V28H146ZM250 29V28H249ZM2 30V29H1ZM54 30V29H53ZM65 30V29H64ZM94 29L92 28V31H93ZM101 30V29H100ZM104 30V29H103ZM144 30V29H143ZM142 30V31H143ZM153 30V29H152ZM221 30V29H220ZM61 31V30H60ZM96 31H98L97 29H96ZM96 31H95V34H96ZM149 31L151 32V29L149 28ZM154 31V30H153ZM208 31V32H207ZM235 31H236V29H235ZM144 32V31H143ZM155 32V31H154ZM164 32V31H163ZM223 32V31H222ZM222 32H220V33H222ZM232 32V31H231ZM24 33V32H23ZM22 33V34H23ZM98 33V32H97ZM100 33V32H99ZM104 33V32H103ZM108 34V36H110L113 40V42L114 43H116V44H120V41H122V38H124L125 36L123 35V34H121V33H119L118 31H115V30H113V31H108L107 32ZM145 33L147 34L148 32H146L145 31ZM193 33V32H192ZM6 34V35H7ZM18 34V35H17ZM101 34V33H100ZM195 34H196V32H195ZM212 34V33H211ZM231 34V33H230ZM239 34V33H238ZM5 35V34H4ZM7 35V36H8ZM21 35V34H20ZM98 35V34H97ZM97 35H96V39H97ZM126 35H128V34H126ZM23 36V35H22ZM100 36V35H99ZM196 36V35H195ZM223 36V35H222ZM218 37V39L215 41V43L211 46V47H209V49H207L206 50V52L208 53V55L209 56H211V57H213V58H215V56H217L219 59H218V61H217V65H215L216 67L217 66H219L220 64L219 63H222V64H225L226 63V65H234L235 63H236V61H240V60H243V61H246L248 64L247 65H245L243 68H239V72H240V75L241 76H246V75H248V77H250L249 75H252V76H254V75H256L257 73H259L260 72V70H264V56L262 57V55L263 54H261V53H255L256 51H255V49H253V51H255V52H253L252 51V55L251 54H249L248 56H247V54L246 55H244V57H243V55H241L239 52V50H237V43H236V41L238 42V40H236L235 41V38H228V37ZM227 36V35H226ZM236 36H238V35H236ZM245 36V37H244ZM94 37V36H93ZM102 37V36H101ZM199 37V36H198ZM199 37V38H200ZM239 37H240V34H239ZM238 37V38H239ZM5 38H7L8 39V37H5ZM99 38V37H98ZM126 38V37H125ZM193 38V34H191V33H182V35H181V37L179 38V40H180V42L179 43H181V42H191V39ZM44 39H46V38H44ZM95 39V38H94ZM159 39V38H158ZM178 39V38H177ZM5 40V39H4ZM175 40V39H174ZM7 41V40H6ZM23 41V40H22ZM97 41H98V39H97ZM155 42H156V40H154ZM165 41V40H164ZM177 41V40H176ZM240 41H242V40H240ZM245 41V42H246ZM153 43L152 41H143L142 40V42L140 43L141 44V47L143 48V50H144V48L146 49V47H148V48H150L151 47V45L152 46H154L153 44H156V43ZM168 42V41H167ZM178 42H177V44H178ZM246 42V43H247ZM41 43V45L39 46L38 45V47L36 46V48H38V49H42L43 51H44V49H45V51H46V49H48L47 47V45H45L46 43H44L43 44V42H40ZM98 43V42H97ZM176 43V42H175ZM250 43V42H249ZM255 44L257 43V42H254ZM260 43V42H259ZM258 43V44H259ZM161 44V43H160ZM170 44H171V42H170ZM169 43H166L165 42V44H162V46L164 47H168L169 45H170ZM182 44V43H181ZM180 44V45H181ZM184 44V43H183ZM190 44V43H189ZM254 44V45H255ZM258 44H256L255 45V47H253V48H257L259 45ZM43 45H45V46H43ZM121 45H122V42H121ZM179 45V44H178ZM240 45V44H239ZM264 45V44H263ZM101 46V45H100ZM171 46V45H170ZM35 46H33V48H34ZM116 47H118L117 45H116ZM162 47V48H163ZM165 47H164V49H165ZM178 47V46H177ZM242 47V46H241ZM195 48V47H194ZM119 49V48H118ZM163 49V50H164ZM169 49V51H170V48H168ZM175 49V48H174ZM178 49V48H177ZM260 49V48H259ZM259 49L257 48L256 50H258V52H260L259 51ZM117 50V49H116ZM121 50V49H120ZM120 50H118V51H120ZM176 50V49H175ZM179 50V49H178ZM198 50V49H197ZM49 51V50H48ZM51 51H52V49H51ZM106 51V50H105ZM118 51H117V53H118ZM165 51V50H164ZM177 51V50H176ZM176 51H174V52H176ZM239 51V52H238ZM114 54H113V53ZM173 52V51H172ZM193 52V51H192ZM40 53V52H39ZM149 53V54H148ZM164 53V52H163ZM256 54V55H255ZM29 55V54H28ZM34 55V54H33ZM41 55V54H40ZM45 55V54H44ZM43 55V56H44ZM49 55V54H48ZM174 55V54H173ZM172 55V56H173ZM207 55V54H206ZM205 55V56H206ZM240 55L243 57L242 59L240 58ZM42 56V55H41ZM47 56V55H46ZM114 56V57H113ZM153 56V55H152ZM175 56V55H174ZM24 57V56H23ZM113 57V58H112ZM134 57H137L138 58V61H136L135 60V62H132L131 60L134 58ZM171 57V56H170ZM31 58V57H30ZM29 58V59H30ZM20 59H22L21 57H20ZM44 59V58H43ZM50 59H51V61H50ZM1 60V59H0ZM45 61H46V59H44ZM100 61V62H99ZM157 61V60H156ZM52 62V63H53ZM53 63V64H54ZM97 63L99 64V65H97ZM146 63V64H147ZM151 63H152V61H151ZM160 63V62H159ZM39 64V63H38ZM109 64V63H108ZM108 65V66H110L111 67V65ZM197 64V63H196ZM200 64V63H199ZM198 64V65H199ZM219 64V65H218ZM221 64V65H222ZM237 64V63H236ZM236 64H235V66H236ZM43 64H41V66H42ZM225 65V66H226ZM238 65H239V63H238ZM66 66V65H65ZM65 66L63 67V69L65 68ZM153 66L154 67H152V69H151V67H149V64H148V67L150 68V70H147V69H144V70H140V72L142 71V72H144L145 73V75H147V79L146 80H143V79H137L136 80V84L137 85H139L140 87H143V89H145V88H147L146 90H143V93H141V94H138L139 96H141L142 98H144V99H147V101H148V103H146L145 104V107H146V109L149 111V114H151V115H155V114H168V112H169V108H167L166 106L167 105H171V104H173L172 102H173V100L174 99H176V98H171L170 97V95H168L167 93H163V92H159V91H153V90H150L149 89V87L148 86H150V82L152 83V82H154L156 79L158 80V81H160V80H164L165 82H167L166 80H169V79H167V77L170 75V71H168L166 68H165V70L163 69V68H161L162 66H160L159 64H158V66L156 65H154L153 64ZM196 66V65H195ZM235 66H233V67H235ZM67 67H68V64H67ZM66 67V70H69L70 69V67H69V69ZM82 67V68H81ZM146 67V66H145ZM147 67V68H148ZM198 67V66H197ZM214 67V66H213ZM221 67V66H220ZM219 67V68H220ZM41 68V67H40ZM44 68V67H43ZM47 68V67H46ZM53 68V67H52ZM54 68H56V67H54ZM58 68V67H57ZM59 68H58V70H59ZM77 68L75 69V68H73V69H75L76 71H78L77 70ZM106 68H108L107 66H106ZM212 68V67H211ZM218 68V67H217ZM45 69V68H44ZM63 69H60V72L62 73V70ZM88 69V70H89ZM109 69V68H108ZM179 70H180V67L178 68ZM209 69V68H208ZM35 70V69H34ZM33 70V71H34ZM37 70V69H36ZM87 70V71H88ZM90 70H92V69H90ZM94 70H96V69H94ZM131 70V69H130ZM167 70V71H166ZM41 71V70H40ZM65 71V70H64ZM63 71V72H64ZM71 71H72V69H71ZM75 71V72H76ZM81 71V70H80ZM79 71V72H80ZM106 71V70H105ZM109 71H110V69H109ZM115 71V72H116ZM118 71V72H119ZM124 71L122 72V73H124ZM135 71V70H134ZM176 71V70H175ZM186 71V70H185ZM259 71V72H258ZM57 72V71H56ZM68 72V71H67ZM79 72H77V73H79ZM179 72H181V71H179ZM183 72V71H182ZM181 72V73H182ZM211 72V71H210ZM30 73V72H29ZM60 73V74H61ZM103 73V72H102ZM101 73V74H102ZM113 73V72H112ZM112 73H108L107 72V74H105V72H104V74H99L100 75V78H101V83H103V85L105 84V86L104 87H106V84H109V83H113L114 85H115V83L116 84H119V85H121L122 84V82H123V80H125V79H123V78H121V77H123V76H121V77H119L120 75H118L117 73V75H114V74H112ZM121 73V72H120ZM189 73V72H188ZM191 73V72H190ZM218 73V72H217ZM53 74H54V72H53ZM52 74V75H53ZM56 74V73H55ZM63 74V73H62ZM68 74V73H67ZM66 74V75H67ZM73 74V73H72ZM92 74H93V72H92ZM176 74V73H175ZM209 74V73H208ZM211 74V73H210ZM28 74H26L25 76H27ZM50 74H48L47 76H49ZM64 75H65V73H64ZM63 75V76H64ZM70 75V74H69ZM85 75H87V74H85ZM24 76V77H25ZM40 76V75H39ZM55 76V75H54ZM54 76H49L48 78H49V80L50 81H52V82H57V83H59V84H61V85H64L63 84V80L62 79H60V78H58V77H54ZM57 76H59V75H57ZM257 76V75H256ZM255 76V77H256ZM2 77H4V76H2ZM35 77H37V73L35 72V73H30L29 74V76H27L26 77V79L24 80V79H22V78H16V79H18V80H16V81H14V82H12V83H8V85H9V91H16L17 89H18V91L20 90L19 89V87L20 88H22L21 87V83H22V85L24 84L23 83V81H25L26 83L25 84H27L28 82L30 83H32L33 84V82H32V80H34L35 81ZM44 77V76H43ZM60 77V76H59ZM69 77V76H68ZM71 77V76H70ZM86 77V76H85ZM88 77V76H87ZM218 77V76H217ZM224 77V76H223ZM1 78V77H0ZM47 78V77H46ZM48 78H47V80H48ZM80 78H82V77H80ZM89 78V77H88ZM88 78H86V81H87V79ZM94 78H96V77H94ZM97 78H99V77H97ZM242 78V77H241ZM2 79V78H1ZM4 79V78H3ZM45 79V78H44ZM83 79V78H82ZM90 79V78H89ZM193 79H194V77H193ZM217 79H219V78H217ZM221 79H223V78H221ZM227 79H230L229 77L227 78ZM246 79V78H245ZM249 79V78H248ZM251 79V78H250ZM10 80V79H9ZM8 80V81H9ZM46 80V79H45ZM48 80V81H49ZM97 80V79H96ZM191 80V79H190ZM234 80V79H233ZM237 80H238V78H237ZM0 81H3V80H0ZM11 81V80H10ZM72 81V80H71ZM90 81H92V80H90ZM95 81V80H94ZM93 81V82H94ZM158 81H155V84L158 82ZM164 81H163V83H164ZM170 81V80H169ZM179 81V80H178ZM192 81V80H191ZM219 81V80H218ZM221 81V80H220ZM229 81V80H228ZM230 81H231V79H230ZM4 82L6 83V80H4ZM51 82V83H52ZM83 82V81H82ZM89 82V81H88ZM87 82V83H88ZM90 83V87H89V85H88V88L87 89H83V90H81L80 92H78V90H76L77 91V94H75V95H77V97H79L80 99H81V102H80V106L84 109V108H88V107H90V106H94L95 104L94 103H96L97 105L96 106H99V105H101V106H103L102 104H104V98H102V96H96L94 93H93V91H91L93 88H94V83ZM99 82V81H98ZM175 82V81H174ZM181 82V81H180ZM193 82V81H192ZM1 83V86H2V84H3V82H0ZM30 83V84H31ZM36 83H37V81H36ZM35 83V84H36ZM65 83V82H64ZM67 83V82H66ZM70 83V82H69ZM100 83V82H99ZM121 83V84H120ZM159 83H161V81L159 82ZM177 83V82H176ZM182 83V82H181ZM184 83V82H183ZM190 83V82H189ZM217 83V82H216ZM219 83V82H218ZM46 84V83H45ZM48 84V83H47ZM53 84V83H52ZM93 84V85H92ZM153 84V83H152ZM166 84V83H165ZM185 84H186V82H185ZM221 83H219V85H220ZM4 85V84H3ZM7 84H6V86H8ZM34 85V84H33ZM119 85L117 86V87H119ZM135 85V84H134ZM157 85H158V83H157ZM161 86H163V84H160ZM194 85V84H193ZM216 85H218V84H216ZM222 85V84H221ZM46 86V85H45ZM70 86V85H69ZM72 86V85H71ZM109 86H110V84H109ZM111 86H112V84H111ZM138 86V87H139ZM183 86V85H182ZM195 87H196V85H194ZM193 86V87H194ZM27 87V86H26ZM31 87V86H30ZM34 87V86H33ZM49 87V86H48ZM91 87H93V88H91ZM108 87V86H107ZM116 87V88H117ZM170 87V86H169ZM168 87V88H169ZM194 87V88H195ZM213 87V86H212ZM2 88V87H1ZM40 88V87H39ZM136 88V87H135ZM154 88V87H153ZM167 88V89H168ZM172 88V87H171ZM193 88V89H194ZM216 88V87H215ZM257 88V87H256ZM25 89V88H24ZM47 89V88H46ZM65 89V88H64ZM91 89V90H90ZM95 89V88H94ZM113 89V88H112ZM137 89V88H136ZM173 89V88H172ZM181 89V88H180ZM189 89H190V87H189ZM212 89V88H211ZM244 89V88H243ZM255 89V88H254ZM30 90V89H29ZM33 90H35V89H33ZM40 90H42V89H40ZM43 90H45V88L43 89ZM70 90H71V87H70ZM73 90V89H72ZM141 90V89H140ZM148 90H150V91H148ZM177 90V89H176ZM257 90V89H256ZM4 91V90H3ZM22 91V90H21ZM48 91V90H47ZM116 91H118V90H115V92H114V90H113V92L114 93H112L111 92V94H113L112 95V97H113V100L112 101H116V103L119 101V103L121 102L120 100L124 97L123 95H125V94H122V92L121 93H119V91L118 92H116ZM121 91V90H120ZM160 91H162V90H160ZM193 91V90H192ZM191 91V92H192ZM212 91V90H211ZM23 92V91H22ZM34 91H32V93H33ZM46 92V91H45ZM50 91H48L47 92V94L49 93ZM51 92H52V90H51ZM58 92V91H57ZM57 92H55V93H57ZM101 92V91H100ZM136 92V91H135ZM138 92V91H137ZM168 92V91H167ZM178 92L180 93V92H182V91H180V90H178ZM186 92V91H185ZM35 93V92H34ZM41 93V92H40ZM55 93H53V94H55ZM64 93V92H63ZM68 93V92H67ZM76 93V92H75ZM98 93V92H97ZM126 93H127V91H126ZM172 93V92H171ZM189 93V92H188ZM187 93V94H188ZM198 93V92H197ZM241 93H244L245 94V91L244 92H241ZM10 94V93H9ZM14 94V93H13ZM52 94V95H53ZM69 94H71V92H69ZM74 94V93H73ZM109 95H111L110 93H108ZM108 94H107V96H108ZM122 94V95H121ZM128 94V93H127ZM178 94V93H177ZM182 94V93H181ZM190 94V93H189ZM240 94V93H239ZM243 94V96H247L248 98H250L248 95H244ZM246 94H249L248 92L246 93ZM7 95V94H6ZM11 95V94H10ZM30 95V92L28 93V89H27V91H25L24 93H22V95L20 96V99H22V98H24L25 99V97H28ZM51 95V94H50ZM193 95H195V94H193ZM192 95V96H193ZM241 95V94H240ZM240 95H238V98L236 97V99L231 103L230 102V104H228V105H230L229 106V109L228 110H226L225 112H226V114L228 115H230V114H234V113H236L238 110L239 111H241V110H247V113L248 114H251L252 116H253V118H255L254 119V122H252L253 124L250 126V128H249V130L247 131V136H245V138L243 139V140H241V142H242V144H246V145H248V144H252L253 143V139L254 138H262L263 137V141H264V133L262 134V131H261V127L263 126V124H264V113H261L264 109L263 108H261V109H259V107H257L259 110H257V108H254V107H249L248 106V104H246L247 102H246V100H247V98L246 97H243V96H241V97H239ZM12 96V95H11ZM123 96V97H122ZM137 96V95H136ZM138 96V97H139ZM197 96V95H196ZM195 96V97H196ZM6 96H2V95H0V103L1 102H3V101H6L4 98H5ZM15 97V96H14ZM19 97V96H18ZM52 97V96H51ZM54 97V96H53ZM109 97H111V96H108V98ZM111 97V98H112ZM126 97V96H125ZM128 97V96H127ZM183 97V94L180 96V98H182ZM185 97V96H184ZM194 97V96H193ZM198 97V96H197ZM11 98V97H10ZM16 98V97H15ZM61 98H62V93H61V95H55V102H54V104L55 105H63L64 107H65V111H66V109H70V110H75V107H76V104H77V102H76V104L74 105H71V103H68L67 104V102H60L61 101ZM107 98V99H108ZM132 98V97H131ZM136 98V97H135ZM179 98V97H178ZM199 98V97H198ZM197 98V99H198ZM263 98V97H262ZM19 99V98H18ZM31 99V98H30ZM29 99V100H30ZM110 99V98H109ZM127 99H129V97L128 98H126V100ZM185 99V98H184ZM194 99V98H193ZM28 100V99H27ZM53 100V99H52ZM186 100V99H185ZM249 100V99H248ZM16 101H17V99H16ZM130 101V100H129ZM136 101H137V98H136ZM188 101V100H187ZM186 101V102H187ZM193 101H195V100H193ZM258 101H260V100H258ZM7 102V101H6ZM13 102V101H12ZM25 102V101H24ZM27 102V101H26ZM46 102V101H45ZM94 102V103H93ZM109 102V101H108ZM107 102V103H108ZM111 102V101H110ZM124 102V101H123ZM133 102V101H132ZM135 102V101H134ZM14 103H16V102H14ZM23 103V102H22ZM78 103H79V101H78ZM93 103V105H91ZM114 104H115V102H113ZM136 103V102H135ZM261 103V102H260ZM36 104H38V103H36ZM113 104V105H114ZM124 104H127V103H124ZM129 104V103H128ZM131 104H133V103H131ZM177 104V103H176ZM180 104V103H179ZM182 104V103H181ZM186 104V103H185ZM193 104V103H192ZM254 104V103H253ZM256 104V103H255ZM8 105V104H7ZM9 105H11L10 103H9ZM12 105H13V103H12ZM25 105V104H24ZM118 105V104H117ZM136 105V104H135ZM187 105V104H186ZM189 105H191V103L190 104H188V106ZM35 106V105H34ZM41 106V105H40ZM52 106V105H51ZM62 106V107H63ZM79 106V104H78V108L80 107ZM96 106H94V109H95V107ZM109 106V105H108ZM108 106H107V108H108ZM111 106V105H110ZM115 106H116V104H115ZM173 106V105H172ZM181 106V105H180ZM251 106H254V105H251ZM1 107V106H0ZM36 107V106H35ZM105 107V106H104ZM126 107V106H125ZM131 107V106H130ZM135 107V106H134ZM133 107V108H134ZM176 107V106H175ZM182 107V106H181ZM189 107H191V106H189ZM193 107H194V105H193ZM256 107V106H255ZM3 108V107H2ZM27 108V107H26ZM31 108V107H30ZM39 108V107H38ZM38 108H37V110H38ZM72 108H74V109H72ZM101 108V107H100ZM112 108V107H111ZM114 108V107H113ZM171 108V107H170ZM178 109H179V107H177ZM177 108H175V109H177ZM188 108V107H187ZM9 109V108H8ZM40 109H43V108H40ZM76 109H77V107H76ZM92 109V108H91ZM98 109V111H99V108H97ZM109 109V108H108ZM115 109V108H114ZM145 109V110H146ZM172 109H173V107H172ZM171 109V110H172ZM189 109V108H188ZM198 109L200 110V108L198 107ZM28 111H30L29 109H27ZM69 110V111H70ZM78 110H81L80 108L78 109ZM85 110V109H84ZM93 110V109H92ZM102 110H103V112H104V109L102 108ZM107 110V109H106ZM119 110V109H118ZM133 110V109H132ZM137 110V109H136ZM146 110V112H148ZM174 110V109H173ZM196 110V109H195ZM8 111L9 110H6V109H4L3 108V110L2 109H0V121H2L5 117H7L8 115H9V113H8ZM34 111V110H33ZM41 111V110H40ZM47 110H45V112H46ZM127 111V110H126ZM177 113L176 114H174L173 116L176 118V119H178V121L176 120V122H180V121H190V122H195V121H193L194 119H190V117L192 116H190L189 117V115L190 114H187V111L189 112V110H187L186 108H181V109H179V110H175ZM194 111V110H193ZM31 112V111H30ZM41 112H44V111H41ZM68 112V111H67ZM75 112V111H74ZM90 112V111H89ZM95 112V119L93 118V120L94 121H96L97 120V122L99 121V120H101V119H99L100 117H99V115L101 114V116H102V113H100V114H98V112L96 113V111H94ZM101 112V111H100ZM117 112H119V111H117ZM134 112H136V111H134ZM145 112V113H146ZM171 112V111H170ZM169 112V113H170ZM173 113H175L174 111H172ZM171 112V113H172ZM198 112V111H197ZM17 113H19V112H17ZM28 113V112H27ZM35 113V112H34ZM71 113V112H70ZM77 113H78V111H77ZM108 113V112H107ZM106 113V114H107ZM116 113V112H115ZM170 113V114H171ZM192 113V112H191ZM50 114V113H49ZM48 114V115H49ZM58 114V113H57ZM62 114V113H61ZM69 114V113H68ZM76 113H74L73 115H74V117L75 116H77V114L75 115ZM80 114V113H79ZM91 114V113H90ZM114 114V113H113ZM130 114H132V113H130ZM139 114V113H138ZM20 115V114H19ZM30 115H31V113H30ZM42 115V114H41ZM65 115H66V113H65ZM72 115V114H71ZM81 115H83V114H81ZM80 115V116H81ZM94 115V114H93ZM104 115V114H103ZM110 115V114H109ZM112 115V114H111ZM119 115H120V113H119ZM228 115V116H229ZM10 116V115H9ZM59 116V115H58ZM63 116V115H62ZM79 116V117H80ZM131 116V115H130ZM130 116L128 117V115L126 116H124L123 117V113H122V116H119L118 117V119L119 120H121V121H119L118 119L117 120H114L113 122L115 123V121L117 122V121H119V123H120V126H121V123L122 122H127L128 121V118H130ZM132 116H134V114H132ZM165 116H167V115H165ZM226 116V115H225ZM231 116V115H230ZM19 117V116H18ZM46 118H47V116H45ZM49 118H47L48 119V121H46L47 123H49L48 125L50 126V123H51V121H53L52 120V117H50V116H48ZM67 117V116H66ZM73 117V118H74ZM78 117V116H77ZM83 116H81V118H82ZM90 117V116H89ZM89 117H88V119H89ZM106 117V116H105ZM104 117V118H105ZM141 117V116H140ZM173 117V118H174ZM198 117V116H197ZM30 118V117H29ZM34 118V117H33ZM39 118V117H38ZM72 118V117H71ZM85 118H86V120H84V117L82 118L83 119V122L85 121L86 123H91V119H89V120H87V117L85 116ZM136 118V117H135ZM139 118V117H138ZM19 120H20V122L21 121H24V122H26V119H27V117H26V119H25V117H21L20 116V118H18ZM40 119H42V118H40ZM45 119V118H44ZM70 119V118H69ZM75 119V118H74ZM78 119V118H77ZM77 119H75V120H77ZM112 119H114V118H112ZM137 119V118H136ZM59 120V119H58ZM65 120V119H64ZM67 120V119H66ZM71 120V119H70ZM149 120V119H148ZM147 120V121H148ZM174 120V119H173ZM172 120V121H173ZM31 121V120H30ZM34 121V120H33ZM32 121V122H33ZM109 121V120H108ZM175 121V120H174ZM198 121V120H197ZM23 122V123H24ZM29 122V121H28ZM28 122H26L25 124H27ZM57 122V121H56ZM56 122H55V124H56ZM96 122V123H97ZM100 122V121H99ZM98 122V123H99ZM113 122H111V123H113ZM175 122V123H176ZM242 122V121H241ZM31 123V122H30ZM29 123V124H30ZM34 123H35V121H34ZM94 123V122H93ZM98 123H97V125H98ZM110 123V122H109ZM114 123H113V125H114ZM118 122L116 123V124H119ZM169 123V122H168ZM171 123V122H170ZM174 123V122H173ZM174 123V124H175ZM197 124H199L198 122H196ZM243 123V122H242ZM38 124V123H37ZM42 124V123H41ZM46 124V123H45ZM52 124V123H51ZM58 124V123H57ZM67 124V123H66ZM100 124H104V123H100ZM99 124V125H100ZM123 124V123H122ZM139 124V123H138ZM176 124H178V123H176ZM203 123L201 122V125H202ZM208 124V123H207ZM245 124V123H244ZM247 124V123H246ZM9 125V124H8ZM8 125H3V126H1V128H0V144H4V145H10V144H14V143H16L17 141H16V139L19 137V135H18V133H16V132H12V130H10V127L8 126ZM24 125V124H23ZM36 125V124H35ZM60 125V124H59ZM94 125V124H93ZM98 125V126H99ZM109 125H111V124H109ZM182 125V124H181ZM188 125V124H187ZM190 125V124H189ZM192 125H194V123L192 124ZM196 125V124H195ZM200 125V124H199ZM204 125V124H203ZM27 126V125H26ZM39 128H40V126L39 125H37ZM48 126V127H49ZM62 126V125H61ZM61 126H59V127H61ZM91 126V125H90ZM96 126V125H95ZM103 126H105V125H103ZM123 126H124V124H123ZM138 126H140V125H138ZM163 126V128H165L166 130V133H167V128H171L172 129V131H174L173 132V136H174V138L173 139H169L168 140V137H167V140H166V136H165V134H164V136H165V139L164 138H160V141H158V142H153V144H149L148 145V143H147V141H146V139H147V136L146 137H143L142 135V137H139V140H138V144H137V146L135 145V147H134V149L133 150H131L130 152L128 151L127 152V148H126V150L124 149V147L123 146H125V143H124V145H122L120 142H119V137L118 138H115L114 140H113V143L114 144H112V146H111V148L108 150V148H106L107 150H105V149H100V150H96V152L93 154V156H95L96 158H92L89 162H87L86 163V165H85V167H84V170L82 171V175L85 177H88V179L91 181V184H93V185H99L98 187L99 188H101V189H104V185L100 182V180L99 179H97L96 178V176H95V174H96V169H98L97 168V164H96V162L98 161V160H101V158L102 159H106V158H109V160H111V162H113L114 164L115 163H122V162H124L125 163V166H124V168L123 169H121L120 171H119V173H118V176H120V175H122L123 176V173H127V171H129L131 168H133V167H138V169L139 170H141V169H147L148 167H150V166H152V165H154V164H159L160 163V166H161V164L162 165H164L166 168H168V166H172V164H175V163H173V162H175L176 160L177 161H179L180 162V164L182 163L183 165H185V166H192V167H194L195 165H197V163H198V161H200V160H207V159H204V158H209V156H212L213 155V153H215V151H214V149L213 148H211V147H209L210 149L209 150H204V152H201V153H196V152H192V151H189V149H187V147H185L184 145H186L185 143L184 144H182L181 142H176L177 140H176V138H178L177 136L180 134V131L181 130H179L178 129V126L176 127L175 125L173 126L172 125V123L171 124H167V121L162 125ZM191 126V125H190ZM12 127V126H11ZM38 127H37V129L36 130H38ZM54 127V126H53ZM58 127V128H59ZM63 127V126H62ZM59 128V129H62V130H60L59 131V129L57 130V128L55 129L56 131L55 132H57V131H59V134H60V132H65V131H63V128ZM68 127V126H67ZM101 127V126H100ZM109 127V126H108ZM111 127V126H110ZM109 127V128H110ZM116 127H117V125H116ZM199 128H200V126H198ZM20 128H22V127H20ZM28 128V127H27ZM41 128H44L43 126L41 127ZM51 128H52V126H51ZM97 128V127H96ZM184 128H186V127H184ZM188 128V127H187ZM194 128V127H193ZM197 128V127H196ZM195 128V129H196ZM264 128V127H263ZM30 129V128H29ZM34 129V128H33ZM32 129V130H33ZM50 129V128H49ZM53 129V128H52ZM65 129V128H64ZM116 129V128H115ZM171 129H169V130H171ZM35 130V129H34ZM42 130V129H41ZM45 130V129H44ZM69 130V129H68ZM73 130V129H72ZM71 130V131H72ZM93 130H95L94 128H93ZM140 130V129H139ZM138 130V131H139ZM189 130V129H188ZM192 130V129H191ZM197 130V129H196ZM263 130V129H262ZM11 131V132H10ZM26 131V130H25ZM46 131V130H45ZM135 131H137V130H135ZM148 131V130H147ZM186 131V130H185ZM184 131V132H185ZM32 132V131H31ZM35 132V131H34ZM96 132H97V135H98V137H100V138H102V137H106L107 136V134H106V132H108V129L105 127V128H98L97 130H96ZM111 132V131H110ZM145 132V131H144ZM169 132V131H168ZM189 132V131H188ZM191 132V131H190ZM196 132V131H195ZM41 133V132H40ZM58 133V132H57ZM93 133V132H92ZM159 133V132H158ZM170 133V132H169ZM183 133V132H182ZM185 133H187V131L185 132ZM23 134V133H22ZM30 134V133H29ZM36 134V133H35ZM63 134V133H62ZM143 134V133H142ZM172 134V133H171ZM170 134V135H171ZM192 134V133H191ZM191 134H190V137H188L187 138V136H186V138H187V142H188V144H189V142H191L192 144L193 143H197L198 142V139H199V137H198V139L197 138H193V134H192V137H191ZM198 134V133H197ZM212 135H211V137H208V138H213L214 140H216V138L218 137V138H221V137H219V136H221L223 133H221V132H219V131H215V132H213V133H211ZM32 135H34V134H32ZM41 135V134H40ZM57 135V134H56ZM61 135V134H60ZM96 135V136H97ZM111 135V134H110ZM144 135V134H143ZM146 135V134H145ZM185 135V134H184ZM186 135H188V134H186ZM225 135V134H224ZM31 136V135H30ZM87 136V135H86ZM114 136V135H113ZM126 136V135H125ZM163 136V137H164ZM168 136V135H167ZM234 137L236 136V135H233ZM241 136V135H240ZM32 137V136H31ZM30 137V138H31ZM160 137V136H159ZM183 137V136H182ZM195 137V136H194ZM231 137V136H230ZM237 137H238V133H237ZM237 137H235L236 139H237ZM23 138V137H22ZM28 138H29V136H28ZM28 138H26V140L28 139ZM44 138V137H43ZM57 138V137H56ZM62 138H64V136H62ZM109 138V137H108ZM127 138H129V137H127ZM126 138V139H127ZM169 138H170V136H169ZM172 138V137H171ZM217 138V139H218ZM223 138H225V137H223ZM228 138V137H227ZM226 138V139H227ZM32 140L33 139H35V138H31ZM37 139V138H36ZM46 139H48V137L46 138ZM60 139V138H59ZM112 138H110V140H111ZM125 139V140H126ZM162 139H164V140H162ZM238 139H240V138H238ZM57 140V139H56ZM61 140V139H60ZM101 140H103V139H101ZM109 140V141H110ZM221 140V139H220ZM16 141V142H15ZM37 141V140H36ZM36 141H32V142H36ZM68 141V140H67ZM130 141H131V139H130ZM153 141V140H152ZM151 141V142H152ZM184 141V140H183ZM204 141H206V140H204ZM210 141V140H209ZM26 142V141H25ZM30 142V141H29ZM31 142V143H32ZM89 142V141H88ZM104 142V141H103ZM207 142V141H206ZM107 143V142H106ZM112 143V142H111ZM191 143H190V145H191ZM208 143V142H207ZM236 143H238V142H236ZM240 143V142H239ZM35 144V143H34ZM40 144V143H39ZM38 144V145H39ZM49 144V143H48ZM53 144H54V141H53ZM51 145L52 146V148L50 149V152H48L47 151V155H51L52 157L54 156V158L56 157H60V156H57V154L59 155V154H61V155H63L62 153H61V151L63 152V150H65L66 152L68 151V153L70 154V152H72V151H70V144H68V143H65V142H61L60 144L59 143H55L54 145ZM205 144V143H204ZM225 144V143H224ZM227 144V143H226ZM233 144V143H232ZM241 144V143H240ZM239 144V145H240ZM26 145V144H25ZM43 145V144H42ZM41 145V146H42ZM77 145H79V144H77ZM107 145V144H106ZM128 145V144H127ZM228 145V144H227ZM31 146V145H30ZM50 146V147H51ZM73 146H75V145H73ZM73 146H71V147H73ZM131 146H132V144H131ZM162 146H166L167 148H168V150H166V151H168V153L166 154L165 152H164V154H163V152H162ZM211 146V145H210ZM11 147V146H10ZM34 147V146H33ZM32 146L30 147L31 149L33 148ZM40 147V146H39ZM38 147V148H39ZM76 147H78V146H76ZM107 147V146H106ZM224 147H225V145H224ZM236 147V146H235ZM249 147V146H248ZM17 148V147H16ZM21 148V147H20ZM43 148V147H42ZM164 148V147H163ZM166 148V149H167ZM191 148V147H190ZM194 148V147H193ZM217 148V147H216ZM251 148V147H250ZM27 149V148H26ZM29 149V148H28ZM30 149V150H31ZM129 149V148H128ZM165 149V148H164ZM205 149V148H204ZM218 149V148H217ZM219 149H221V146H220V148ZM240 149V148H239ZM242 149V148H241ZM17 150H19V149H17ZM39 150H40V148H39ZM39 150H38V152H39ZM44 150V149H43ZM47 150V149H46ZM49 150V149H48ZM72 150H74V149H72ZM79 150V149H78ZM77 150V151H78ZM111 150H116V151H114V153H113V155L112 156H108L109 155V153L111 152ZM227 150V149H226ZM10 151H12V150H9V152ZM34 151V150H33ZM32 151V152H33ZM41 151V150H40ZM70 151V152H69ZM112 151V152H113ZM152 152L151 154L150 153H148V152ZM197 151V150H196ZM258 151V150H257ZM16 152V151H15ZM17 152H19V151H17ZM17 152H16V154H17ZM26 152V151H25ZM35 152V151H34ZM76 152V151H75ZM111 152V153H112ZM222 152H223V150H222ZM240 152V151H239ZM255 152V151H254ZM261 152V151H260ZM20 154L22 153V152H19ZM46 153V152H45ZM243 153H244V151H243ZM247 153V152H246ZM42 154V153H41ZM73 154H74V152H73ZM223 154V153H222ZM249 154V152L244 156H241V157H239L238 159H237V161H238V163L241 165V167H243L245 170H243V169H241V170H243V175L241 174V176L239 175V180L237 179V178H235V175L233 174V175H231V174H228V173H219L217 170H214V169H212V168H204L205 169V171L203 172V175H197V174H195V173H192V172H190V173H185L183 176H184V179H185V177H187V176H191V178H194L195 179V181H194V183H190V182H185V183H183V181H182V183H180V186L179 187H181V184H182V188H180V189H182V192L181 193H178V194H176V192L175 193H173V195H175L174 196V198H176V197H178V196H180L182 199L181 200H183V201H185V203H187V202H191V200H195L196 198H197V201L199 200H201L200 202H202V203H200L199 202V204H203V206H204V203H206V201L209 199V201H207L208 203H207V205H212V204H210V203H212L211 202V199L212 198H214V199H212V201L213 200H217V193L214 191V189H217V188H215L214 186H213V181H217L218 179H223L224 181H226V182H234V179H236L237 181H242L243 183H240V182H237V183H239V184H245V182H247V181H250L251 182V184L253 183V188H254V190H260V188H263V186L264 185H262V183L261 182H263L261 179H262V174H264V170H262L261 169V167H258V166H255V165H253L252 164V162L251 161H253V160H251L250 158H247L248 155ZM254 154V153H253ZM12 155H14V154H12V152L11 153H8L7 152V149L6 148H4V147H2V145H0V159L2 158V157H4V159L7 157L8 159H9V157L11 156V157H13ZM25 155V154H24ZM34 155V154H33ZM49 155V156H50ZM56 155V156H55ZM66 155V154H65ZM84 155V154H83ZM111 155V154H110ZM149 155H151L153 158H150V156ZM221 155V154H220ZM258 155H260V154H258ZM17 156V155H16ZM20 156V155H19ZM29 156H31V155H29ZM35 156V155H34ZM45 156V155H44ZM48 156V159L50 160V162L48 161V159H47V164H48V162H49V165H47L46 163V165L49 167L50 166V163L53 161L52 159H51V157H49ZM250 156H253V155H250ZM32 157V156H31ZM43 157V156H42ZM62 157V156H61ZM213 157V156H212ZM254 157V156H253ZM259 157V156H258ZM14 158V157H13ZM12 158V159H13ZM16 158V157H15ZM18 158V157H17ZM33 158V157H32ZM55 158V159H56ZM78 158V157H77ZM261 158V157H260ZM263 158H264V156H263ZM262 158V159H263ZM3 159V160H4ZM11 159V158H10ZM12 159H11V161H12ZM70 159V158H69ZM69 159H65L66 161H68ZM85 159V158H84ZM200 159V160H199ZM7 160V159H6ZM46 160V159H45ZM56 160H60V159H56ZM62 160V159H61ZM60 160V161H61ZM77 160V159H76ZM97 160V161H96ZM217 160V159H216ZM236 160V159H235ZM234 160V161H235ZM251 160V161H250ZM15 161V163L14 164H16V159L14 160ZM13 161V162H14ZM66 161H63L64 163L66 162ZM71 161H73V163H74V160L73 159H71ZM70 160L68 161V162H66L67 164H72V162H71ZM177 161H176V163H177ZM209 161H211V160H209ZM237 161H235V162H237ZM6 162V161H5ZM7 162H8V160H7ZM19 162V161H18ZM63 162L61 163V164H63ZM108 162V161H107ZM206 162V161H205ZM2 163H3V161H2ZM54 163V162H53ZM8 164V163H7ZM52 164V163H51ZM59 164V163H58ZM61 164H60V166H61ZM70 164V165H71ZM102 164V163H101ZM171 164V165H170ZM199 164V163H198ZM204 164V163H203ZM207 165H208V162L206 163ZM13 165V164H12ZM45 165V166H46ZM64 165V164H63ZM63 165H62V167H63ZM66 165V164H65ZM73 165V164H72ZM71 165V166H72ZM75 165V164H74ZM78 165V164H77ZM177 165V164H176ZM263 165V164H262ZM4 166V163L3 164H1V162H0V172H2V170L4 169V168H6V166L5 167H3ZM15 166V165H14ZM18 166V165H17ZM46 166V167H47ZM52 166H53V164H52ZM69 166V165H68ZM116 166V165H115ZM158 166V165H157ZM200 166V165H199ZM203 166V165H202ZM201 166V167H202ZM23 167H24V165H23ZM55 167H56V165H55ZM62 167H61V169H62ZM65 167V166H64ZM63 167V168H64ZM73 167V166H72ZM75 167V166H74ZM102 167V166H101ZM113 167H114V165H113ZM147 167V168H146ZM156 167V166H155ZM163 167V166H162ZM197 167V166H196ZM195 167V168H196ZM218 167V166H217ZM240 167V166H239ZM16 168V167H15ZM51 168V167H50ZM50 168H48V169H50ZM121 168V167H120ZM150 168H152L153 169V166L152 167H150ZM159 168V167H158ZM191 168V167H190ZM263 168V167H262ZM11 169V168H10ZM47 169V170H48ZM71 169V168H70ZM103 169V167L101 168V170ZM151 169V170H152ZM164 169V168H163ZM169 169V168H168ZM193 169V168H192ZM198 169V168H197ZM201 169V168H200ZM44 170H46V169H44ZM64 170V169H63ZM66 170V169H65ZM68 170V169H67ZM122 170L124 171L123 173H121L122 172ZM127 170V171H126ZM155 170H157L156 168H155ZM4 171V170H3ZM18 171V170H17ZM29 171V170H28ZM126 171V172H125ZM159 171H161V170H159ZM262 171H263V173H262ZM7 172V173H6ZM6 172L4 173V172H2V173H4V174H2V176H1V178H0V186L2 187V186H6L10 181H11V179H10V175H9V173H8V171L6 170ZM45 172V171H44ZM51 172V171H50ZM163 172V171H162ZM166 172V171H165ZM167 172L169 173V171L167 170ZM171 172V171H170ZM224 172V171H223ZM11 174L13 173V172H10ZM20 173V172H19ZM24 173H25V171H24ZM76 173V172H75ZM84 173V174H83ZM101 173V172H100ZM121 173V174H120ZM157 173V172H156ZM161 173V172H160ZM167 173V174H168ZM244 173H245V175H244ZM249 173V174H248ZM26 174V173H25ZM46 174V173H45ZM60 174V173H59ZM165 174V173H164ZM157 175V177H156V175H154L153 173H145V175L143 176V178H139V180L140 179H142L140 182L138 181V183H134V184H132L131 182V184H129V182H128V184H126L125 183V185H124V183L123 184H121V182L120 181H116L115 182V184H114V186H113V189L112 190H108V191H99L100 193H97V194H99V195H97V194H95V196H99V197H101L102 199H103V201L101 200H99V199H97V200H99L100 202H102V204H104V201H105V205H103L102 206V208H100V210H103V212L105 211V212H107V213H109V214H113V215H117L119 212H120V210L122 211L123 210V208H124V212L128 209V203H127V200H129L130 198H131V200L133 199L136 203L138 202V200H139V202H141V204L142 205H144V206H142V205H140L139 207H137V208H135V214L138 216V217H140L139 219L140 220H142L141 218L143 217L144 219L142 220V223L144 224V226L148 223V222H154V224L156 223H158L159 224V222L162 220V218L163 217H161V215H164L165 214V217H166V214H169V213H171V211L174 209H172V207H171V205L170 204H168L167 202H165V201H162L161 199H160V197L164 194H162V195H160V197L159 198H155V196H156V194H159L160 192V188L158 187L159 185L158 184H160L163 180V177H164V181H165V177L167 176V177H169V176H171V174H168V175ZM239 174V173H238ZM250 174H253V175H250ZM14 175V174H13ZM47 175V174H46ZM45 175V176H46ZM61 175V174H60ZM24 176V175H23ZM44 176V175H43ZM58 176V175H57ZM62 176V175H61ZM121 176V177H122ZM249 176H252L251 178L249 177ZM15 177V176H14ZM20 177V176H19ZM56 177V176H55ZM25 178V177H24ZM35 178V177H34ZM39 178V177H38ZM37 178V180H38V182L39 181H41L40 183H42V184H44L47 188V190H49L48 188H50V189H55V190H57V192L59 193V195H65V196H68L67 194H69V192H70V190H69V192L67 191V188H63L64 187V185L63 186H61L60 185V187L59 186H56V185H54V183H52V182H50V178H48V176L44 179V177H43V179L42 178H40V179H38ZM188 178V177H187ZM215 178V179H214ZM10 179V181L7 183V181ZM36 179V178H35ZM59 179V178H58ZM168 179V178H167ZM13 180V179H12ZM56 180V179H55ZM73 180V179H72ZM81 180V179H80ZM86 180V179H85ZM261 180V181H260ZM263 180H264V176H263ZM24 181V180H23ZM22 181V182H23ZM31 182H32V180H31ZM78 182V181H77ZM80 182V181H79ZM127 182V181H126ZM133 182V181H132ZM4 183H7L6 185H4ZM248 183V182H247ZM72 184V183H71ZM215 184V183H214ZM239 184H237V186L236 187H232V186H230L228 189H227V195H225L224 196V200H223V202L222 203H219L218 205H214V207H213V209H214V213H215V215H217V216H219L221 219L224 217H226V218H228V220H229V218H233V219H235L233 216H232V214H230V213H228L227 212V210L229 211V209H231V207H233V205H237L235 208L237 209V208H239V206H238V204L240 205V203H243L244 205H243V207H241V209H239L240 210V212L238 213L239 215H237V216H239L240 218H242L243 219V221H242V223H240L239 225L237 224L236 226H235V224L233 225V226H235L234 227V230H235V228L237 229V231L240 233V234H249L250 233V223L253 225H251L252 227H255L254 226V224H257L258 226H260V227H262V226H264V210L262 211V209H261V207L263 206L264 207V202L262 201V206H258V208L260 207V210L262 211H259V210H256V211H259V213L261 212L262 214L260 215V214H256L255 212H252V211H250L251 209V206L253 205V206H256V208H257V205H258V199L261 197L260 195H261V191L259 192L260 193V195H257L258 193H256V195L257 196H259V198H254V197H251V196H245V195H239L238 196V194H237V196H236V189L240 186ZM264 184V183H263ZM12 185V184H11ZM79 185H81V183L79 184ZM78 185V183H77V187L79 186ZM162 185H165V184H162ZM29 187L30 186H32L31 185V183H30V185H28ZM67 185H65V187H66ZM161 186V185H160ZM166 186V185H165ZM164 186V187H165ZM234 186V185H233ZM245 186H249L248 184L247 185H245ZM262 186V187H261ZM0 187V188H1ZM27 187V186H26ZM82 187V186H81ZM97 187V188H98ZM107 187V186H106ZM122 187V188H121ZM163 187V186H162ZM176 187V186H175ZM214 187V188H213ZM3 188V187H2ZM5 188V187H4ZM28 188V187H27ZM27 188H24V189H26L27 190ZM74 188V187H73ZM84 188V187H83ZM96 188V189H97ZM124 188H125V190H127L126 191V193L125 194H127L128 193V189H129V195L127 194V195H122L123 193H124ZM127 188V189H126ZM251 188H252V186H251ZM8 189V188H7ZM71 189V188H70ZM106 189V188H105ZM131 189V190H130ZM165 189H168V188H165ZM164 189V190H165ZM179 189V188H178ZM179 189V190H180ZM224 189V188H223ZM239 189V188H238ZM248 189V188H247ZM55 190H53V191H55ZM99 190V189H98ZM163 190V191H164ZM168 190H170L171 191V189L169 188ZM173 190V189H172ZM178 190V191H179ZM220 190V189H219ZM222 190V189H221ZM253 190V189H252ZM262 190V189H261ZM15 191V190H14ZM52 191V192H53ZM122 191H123V193H122ZM174 191H176L175 189H174ZM239 191V190H238ZM250 190H248V192H249ZM264 191V188H263V190H262V196L264 195L263 192ZM7 192V191H6ZM27 192V191H26ZM29 192V191H28ZM38 192V191H37ZM90 192H92V191H90ZM96 192H98V191H96ZM180 192V191H179ZM226 192V191H225ZM254 192V191H253ZM12 193V192H11ZM21 193V192H20ZM71 193V192H70ZM93 193V192H92ZM5 194H7V193H5ZM5 194H2L3 195V197H4V195ZM9 194V193H8ZM17 194V193H16ZM57 194V193H56ZM147 194H151V195H154V198L152 199L151 197L150 198H146L145 196L147 195ZM167 194H169L170 195V193H167ZM255 194V193H254ZM92 195V194H91ZM123 197H122V196ZM141 195H145L144 197L147 199H145V201L144 200H142L143 198H142V196ZM165 195H166V193H165ZM165 195H163V196H165ZM202 196L201 198L199 197V196ZM232 195H235V198L233 197V198H231L232 197ZM248 195V194H247ZM256 195H255V197H256ZM64 196V197H65ZM121 196V197H120ZM162 196V197H163ZM196 196H198L200 199H198V197H196ZM70 197V196H69ZM90 197H92V196H90ZM93 197H94V194H93ZM92 197V198H93ZM149 197V196H148ZM172 197V196H171ZM216 197V198H215ZM238 197V198H237ZM264 197V196H263ZM8 198V197H7ZM17 198V197H16ZM23 198V197H22ZM76 198H77V196L75 197V198H73V202L74 203H72V204H75L76 206H78L77 208H79V206H81L82 204L80 203V202H78L79 200H82V198L80 199H77L78 201L76 202L75 200H76ZM193 198H195V199H193ZM4 201H3V200ZM10 199V198H9ZM8 199V200H9ZM13 199V198H12ZM11 199V200H12ZM94 199V198H93ZM96 199H94L95 200V202H93V203H95L94 205L92 204V207H91V209H90V211H89V213H93L94 211H96V208H95V206H97L96 204ZM150 199V200H149ZM158 199H160L159 201H157ZM168 199V198H167ZM257 201H256V200ZM6 199H4V198H2L1 196H0V214L2 213V212H4V213H2V214H4V216L2 215H0L2 218L0 219V264H65V260L66 259H68V258H66V259H64L63 260V258L61 257V255H63V254H67V252L68 253H71V249H69V250H67V252H65L66 250H65V246H64V244H63V238L62 237H66V236H69L70 235V237L72 236V235H74V234H76V232L79 234V231L78 230H80V229H76L75 227H71L70 225L68 226V225H65V223L62 225V222L59 220V219H61L62 220V218H61V215H60V218L58 219L59 221L58 222H56V220H57V218L55 219V221H54V219H53V217L55 216V214H53V212L52 211H54V209H52V208H50V207H48V205L49 204H52L51 202H54V201H52L51 200V202L50 201H48L49 202V204H47V206H44L42 203H41V206H39V208L37 209V210H30V209H28V208H23L24 206H25V204H24V206L23 207H18V206H16V207H14L13 209H10L9 208V206L7 205V204H5L6 203V201H5ZM58 200V199H57ZM71 200H72V198H71ZM180 199H176L175 200V204H177V203H179L177 206H179L180 207V209H181V211H182V213H187V212H189L190 210L189 209H184V207H186V204H184L185 206H182L183 204H182V202H180L181 201ZM261 200V199H260ZM263 200V199H262ZM15 201V200H14ZM83 201V200H82ZM93 201V200H92ZM130 201V200H129ZM128 201V202H129ZM143 201V202H142ZM196 201V202H197ZM47 203V199H46V201H44V203ZM59 202V201H58ZM57 202V203H58ZM72 202V201H71ZM100 202H98L99 203V205H100ZM138 202V203H139ZM218 202V201H217ZM261 202V201H260ZM10 203V202H9ZM46 203H45V205H46ZM55 203V202H54ZM67 203V202H66ZM65 203V204H66ZM83 203V202H82ZM92 203V202H91ZM194 203V202H193ZM256 203H257V205H256ZM84 204V203H83ZM127 204V205H126ZM195 204V203H194ZM198 204V202L196 203V205ZM54 205V204H53ZM56 205H59V204H55V206ZM85 205V204H84ZM130 205V204H129ZM195 205V206H196ZM198 206V207H202V206ZM207 205H206V208H204V209H207ZM50 206V205H49ZM60 206V205H59ZM65 206V205H64ZM86 206V205H85ZM127 206V207H126ZM138 206V205H137ZM191 206V205H190ZM189 206V207H190ZM194 206V207H195ZM51 207H52V205H51ZM54 207V206H53ZM82 207V206H81ZM89 207V206H88ZM127 209H126V208ZM131 207V206H130ZM175 207V206H174ZM188 206L186 207V208H189ZM245 207V208H244ZM32 208V207H31ZM98 208V207H97ZM234 208V207H233ZM234 208V210H236ZM64 209H65V207H64ZM80 209V208H79ZM84 209V208H83ZM126 209V210H125ZM190 209H193V207H191ZM200 209V208H199ZM202 209V208H201ZM210 209H212V206H211V208ZM253 209V208H252ZM77 210V209H76ZM75 210V211H76ZM99 210V209H98ZM97 210V211H98ZM132 209H130L129 211H128V213L127 214H129L130 213V211H131ZM175 210H176V208H175ZM177 210H179L178 208H177ZM189 210V211H188ZM234 210H231V211H233L234 212ZM238 210V209H237ZM8 211V212H7ZM73 211V210H72ZM74 211V213H75V217H76V220L78 221V222H84V220L87 218V216H89V215H87V216H84V214L82 215V214H80L82 211H79L80 213H78V211H76L75 212ZM96 211V212H97ZM180 211V212H181ZM200 211V210H199ZM212 211V210H211ZM65 212V211H64ZM123 212V211H122ZM122 212H120V214L122 213ZM173 212V211H172ZM176 212V211H175ZM192 212V211H191ZM191 212H189V213H191ZM194 212V211H193ZM59 213V212H58ZM57 213V214H58ZM189 213H187V214H189ZM106 214V213H105ZM108 214V215H109ZM123 214V213H122ZM126 214V213H125ZM173 214V213H172ZM178 214H179V212H178ZM213 214V213H212ZM54 215V216H53ZM59 215H58V217H59ZM107 215V216H108ZM129 215H131V214H129ZM129 215H127V217L129 216ZM171 215V214H170ZM181 215V214H180ZM192 215V214H191ZM234 215V214H233ZM236 215H234L235 217H236ZM62 216H63V214H62ZM96 216V215H95ZM112 216V215H111ZM115 216H113V217H115ZM120 216V215H119ZM119 216L117 215L116 216V223H118L119 221H123V224L124 223H126V215L123 217V216H121L120 218H119ZM133 216V215H132ZM173 216V215H172ZM175 216V215H174ZM184 216V215H183ZM183 216L181 217V218H183ZM187 216V215H186ZM259 216V217H258ZM261 216V217H260ZM90 217V216H89ZM101 217V216H100ZM130 217V216H129ZM135 217V216H134ZM160 217H161V219H160ZM179 217V218H180ZM218 217V218H219ZM239 217L237 218L238 220H239ZM179 218H178V220H179ZM187 218V217H186ZM200 218V217H199ZM219 218V219H220ZM225 218V219H226ZM249 218H252V221L250 222V221H246L247 223L249 222V225H247V223L245 222V219H249ZM65 219V218H64ZM88 219V218H87ZM136 219V218H135ZM139 219H138V221L137 220H135V221H137V222H139ZM173 220H174V218H172ZM185 219V218H184ZM129 220V219H128ZM170 219H168V221H169ZM177 219H175L174 220V227H175V229L176 230H174L175 232H174V234H173V237H174V239H172V241L168 244V245H166V250L168 251V253L169 252H173V251H175V250H177V248L179 247V245H178V239H180V235H179V233H180V230H181V228H185V230H187L186 229V222L184 223V222H181V221H178ZM205 220V219H204ZM228 220H227V222H228ZM2 221H3V223H2ZM105 221V220H104ZM113 221V222H114ZM131 221H132V219H131ZM165 221V220H164ZM183 221V220H182ZM186 221V220H185ZM199 221V220H198ZM232 221V220H231ZM231 221H229V222H231ZM235 221H237V220H234V221H232V222H234L235 223ZM46 222H47V227H45V228H48L46 231L48 232V234H46L47 236L48 235H50L49 237H48V239H50V241L49 240H47V239H42L43 237H33V233H32V231H35V230H40V229H42V230H44V226H45V224H46ZM226 222V221H225ZM238 222H240V221H238ZM116 223H114V224H116ZM131 223V222H130ZM140 223H141V221H140ZM164 223V222H163ZM170 223V222H169ZM207 223V222H206ZM119 224H120V222H119ZM123 224H120L121 226L123 225ZM129 224V223H128ZM150 224V223H149ZM148 224V225H149ZM153 224V225H154ZM202 224H204V222H203V220H201L200 219V221L198 222V228L199 227H202ZM141 225V224H140ZM139 225V226H140ZM160 225V224H159ZM227 225V224H226ZM230 225V224H229ZM49 226V227H48ZM73 226H75V225H73ZM116 226H118V225H116ZM120 226V227H121ZM125 226V225H124ZM129 226H131V224H129ZM143 225H142V227H144ZM165 226V225H164ZM170 226V225H169ZM188 226V225H187ZM232 226V225H231ZM141 227V228H142ZM157 227H160V226H157ZM229 227V226H228ZM117 228V227H116ZM155 228V227H154ZM171 228H172V226H171ZM192 228V227H191ZM227 228V227H226ZM263 228V227H262ZM82 229V228H81ZM120 229V228H119ZM126 229V228H125ZM133 229V228H132ZM140 229V228H139ZM146 229V228H145ZM152 229H153V227H152ZM151 229V230H152ZM157 229V228H156ZM174 229V228H173ZM190 229V228H189ZM225 229V228H224ZM230 229V228H229ZM42 230H41V232H42ZM88 230V229H87ZM128 231H131V233H132V230H131V228L129 229H127ZM147 230V229H146ZM165 230H167V229H165ZM185 230H183V231H185ZM100 231L102 232V233H104V231H102L101 229H100ZM109 231V230H108ZM123 231V230H122ZM126 231V230H125ZM124 231V232H125ZM153 231H156V230H153ZM164 231V230H163ZM169 231V230H168ZM182 231V230H181ZM182 231V232H183ZM194 231V230H193ZM231 232H232V230H230ZM254 231V230H253ZM252 231V232H253ZM256 231V230H255ZM46 232V233H47ZM83 232V231H82ZM87 232V231H86ZM121 232V231H120ZM152 232V231H151ZM158 232V231H157ZM167 232V231H166ZM166 232H164V233H166ZM221 232H223V231H221ZM220 232V233H221ZM229 232V231H228ZM251 232V233H252ZM91 233H93V232H91ZM106 233V232H105ZM122 233V232H121ZM126 233V232H125ZM133 233H135L134 231H133ZM169 233V232H168ZM173 233V232H172ZM184 234H185V232H183ZM219 232H217V235H219L218 234ZM224 233V232H223ZM251 233H250V235H251ZM257 232H255L254 233V235L256 234ZM45 234V233H44ZM86 234V233H85ZM127 234V233H126ZM136 234V233H135ZM142 234V233H141ZM146 234V233H145ZM148 234V233H147ZM150 234V233H149ZM148 234V235H149ZM156 234V233H155ZM182 234V233H181ZM190 234V233H189ZM222 234V233H221ZM221 234H220V236H221ZM258 234V233H257ZM124 235V234H123ZM133 235V234H132ZM170 235V234H169ZM185 235H188L187 234V232H186V234ZM213 235H215V232H214V234ZM212 235V236H213ZM237 235V234H236ZM261 235V234H260ZM85 236V235H84ZM112 236V235H111ZM120 236V235H119ZM154 236V235H153ZM158 236V235H157ZM180 236V237H179ZM189 236V235H188ZM238 236V235H237ZM256 236V235H255ZM69 237V238H70ZM97 237V236H96ZM185 236H183V238H184ZM210 237V236H209ZM216 236H214V238H215ZM224 237V236H223ZM233 237V236H232ZM253 237V236H252ZM264 237V236H263ZM45 238V237H44ZM75 238V237H74ZM101 238V237H100ZM111 238V237H110ZM145 238V237H144ZM148 238V237H147ZM150 238V237H149ZM156 238V237H155ZM182 238V237H181ZM200 238V237H199ZM218 238H220V237H218ZM228 238V237H227ZM237 238V237H236ZM241 238H244V237H241ZM71 239V238H70ZM77 239V238H76ZM116 239V238H115ZM146 239V238H145ZM154 239V238H153ZM158 239H159V237H158ZM211 239V238H210ZM217 239V238H216ZM255 239V238H254ZM253 239V240H254ZM162 240V239H161ZM180 240H182V239H180ZM212 240V239H211ZM220 240H221V238H220ZM251 240V239H250ZM73 241V240H72ZM78 241V240H77ZM85 241V240H84ZM117 241V240H116ZM119 241H120V239H119ZM150 241V240H149ZM197 241V240H196ZM205 241H208V239L207 240H205ZM243 241V240H242ZM241 241V242H242ZM246 241H247V239H246ZM87 242V241H86ZM89 242V241H88ZM139 242V241H138ZM145 242H146V240H145ZM156 242V241H155ZM161 242V241H160ZM209 242V241H208ZM215 242V241H214ZM216 242H217V240H216ZM231 242V241H230ZM251 242V241H250ZM176 243V244H175ZM185 243V242H184ZM210 243H213V242H210ZM246 243V242H245ZM253 243H255V244H253ZM153 243H151V245H152ZM187 244H188V242H187ZM190 244V243H189ZM193 244V243H192ZM197 243L195 242V244H193V245H185V246H183L181 249V252H183L184 250H186V254H187V256L186 257H188V255H192L191 253H196L197 252V250L199 249L198 247H197V245H196ZM208 244V243H207ZM215 244V243H214ZM219 244V243H218ZM217 244V245H218ZM236 244V243H235ZM244 244V243H243ZM248 244V243H247ZM253 244V246H251V247H254V248H252V249H255V247H256V249H259V247H261V249H264V239H261V238H257L256 239V241H252L251 243H250V245H252ZM35 245H37V247H38V252H39V256L38 257H36L35 259L33 258V257H29V255H28V251H31L33 248H34V246ZM149 245V244H148ZM237 245V244H236ZM236 245H234V247L233 248H220V247H215L216 249H218V248H220V250L218 251V252H216V253H218L220 256H217V258L219 259V261L220 262H222V261H224V260H226V257H229L230 256V258H232V256H233V258H234V255L235 254H238V249L237 248H235V246ZM240 245V244H239ZM71 246V245H70ZM105 246V245H104ZM165 246V245H164ZM210 246V245H209ZM221 246V245H220ZM248 246H249V244H248ZM97 247V246H96ZM119 247H120V249L118 250H114V252H112V253H110L111 255V257H113L114 259H115V261H116V259L117 260H120V259H124L123 261H125L126 263H129V264H165L164 263V260H166L165 258H157V257H155V258H157V259H155V258H150L151 259V261L148 259V260H146V258L144 257V256H142V252H143V249H145V246L143 245V244H141V242H140V244L139 243H137V242H120V245H119ZM180 247H181V245H180ZM185 247V248H184ZM225 247V246H224ZM250 247V248H251ZM80 248V247H79ZM208 248V247H207ZM213 248V247H212ZM245 248V247H244ZM68 249V248H67ZM92 249V248H91ZM96 249V248H95ZM99 249H100V247H99ZM103 249V248H102ZM101 249V250H102ZM115 249V248H114ZM123 249V250H122ZM150 249V248H149ZM148 249V250H149ZM211 249V248H210ZM73 250V249H72ZM81 250V249H80ZM207 250V249H206ZM213 250V249H212ZM247 250V249H246ZM76 251V250H75ZM117 251V252H116ZM146 251V250H145ZM242 251V250H241ZM249 251V250H248ZM253 251V250H252ZM256 251V250H255ZM263 251V250H262ZM73 252V251H72ZM104 252H105V250H104ZM122 252V253H121ZM147 252V251H146ZM213 252H214V250H213ZM254 252V251H253ZM74 253V252H73ZM92 253V252H91ZM148 253V252H147ZM167 253V252H166ZM176 253V252H175ZM175 253H174V255H175ZM193 253V254H194ZM208 253V252H207ZM264 253V252H263ZM149 254V253H148ZM153 254V253H152ZM165 254V253H164ZM173 254V253H172ZM171 254V255H172ZM182 254V253H181ZM185 254V253H184ZM212 254V253H211ZM241 254V253H240ZM239 254V255H240ZM245 254V253H244ZM250 254V253H249ZM37 255V254H36ZM64 255V256H65ZM69 255V254H68ZM72 255V254H71ZM130 255H132V257H129ZM177 255H178V250H177ZM207 255V254H206ZM209 255H210V253H209ZM67 256V255H66ZM65 256V257H66ZM76 256V255H75ZM78 256V255H77ZM182 256V255H181ZM181 256H179V257H181ZM193 256V255H192ZM196 256H198V255H196ZM195 255L192 257V258H189L188 259V261H191L190 263H188L187 262V260H186V264H200L201 262L203 263V261L205 260V256L203 255V257H205L204 258V260L203 261H201V258L198 256V257H196ZM201 256V255H200ZM237 256V255H236ZM235 256V257H236ZM241 256V255H240ZM248 256V255H247ZM250 256V255H249ZM47 257V258H46ZM67 257H69V256H67ZM71 257H74V255L73 256H71ZM93 257V256H92ZM110 257V258H111ZM171 257V256H170ZM183 257V256H182ZM191 257V256H190ZM202 257V258H203ZM211 257V256H210ZM44 258H46L47 259V261H43V259ZM52 258H55L56 259V261H54ZM148 258V257H147ZM167 258H168V256H167ZM173 258H174V256H173ZM172 258V259H173ZM177 258V257H176ZM200 258V259H199ZM232 258V259H233ZM45 259V260H46ZM70 259V258H69ZM72 259V258H71ZM70 259V260H71ZM74 259V258H73ZM109 259V258H108ZM107 259V260H108ZM112 259V258H111ZM172 259H171V262H172ZM207 259V258H206ZM232 259H230V260H232ZM244 259V258H243ZM49 260V261H48ZM50 260H53V261H50ZM174 260V259H173ZM177 260V259H176ZM215 260V259H214ZM234 260H235V258H234ZM68 261V260H67ZM72 261V260H71ZM74 261V260H73ZM76 261V260H75ZM121 261V260H120ZM178 261H180V258L178 259ZM177 261V262H178ZM216 261V260H215ZM214 261V262H215ZM218 261V260H217ZM264 261V260H263ZM106 262V261H105ZM167 262V261H166ZM169 262V261H168ZM166 263V264H169V263ZM181 262V261H180ZM212 262V261H211ZM225 262V261H224ZM81 263V262H80ZM109 262H107V264H108ZM201 263V264H202ZM210 263V262H209ZM242 263V262H241ZM67 264H68V262H67ZM172 264H175V263H173L172 262ZM177 264V263H176ZM183 264H185L184 262H183ZM205 264V263H204ZM212 264H214V263H212ZM218 264V263H217ZM233 264H235V263H233ZM257 264V263H256Z\"/></svg>",
  "mask_w": 264,
  "mask_h": 264
}]
</instances>
